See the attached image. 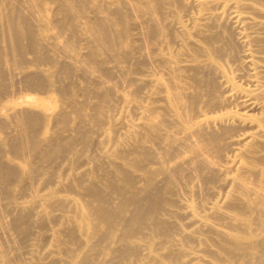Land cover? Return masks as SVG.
<instances>
[{
	"label": "rangeland",
	"instance_id": "374dc122",
	"mask_svg": "<svg viewBox=\"0 0 264 264\" xmlns=\"http://www.w3.org/2000/svg\"><path fill=\"white\" fill-rule=\"evenodd\" d=\"M40 1H41V3H40ZM82 1H83V3H81ZM120 1L124 5L120 4L121 2H119V0H99V2H98V0L97 1L96 0H92V1L91 0H74V1L73 0H61V1L60 0H51V1L50 0H35V2H36V3L34 2L35 4H32L33 0H21V1L20 0H0V50L2 49L0 52V53H2V54H0V67L2 68V71H3L2 73L6 74L4 76H0V77H4V79H5V80H2L3 78H1V80L3 81L1 84L3 85V83L6 82V83H4L5 85L2 86V88L5 92L0 90V92H1L0 93L1 94L0 95V110L3 112V113L0 112V116H2V117H0V120H1V118L3 119V122L1 124V125H3V127L0 126V145H2V148L0 146V150H2V151H0V154L3 153L2 155H0V156H2L0 158L1 159L0 164L2 166H4L5 165V164H3L4 162L5 163L9 162L10 164H12V166H16V172L18 169L17 173L19 175V177H17V174L15 172L16 175H14V177H12L14 179L10 180V182L13 181V183L12 182L10 183L8 181L7 186L9 184H11L8 187H10L11 189H14V190L12 192H10V190L8 191V189H10V188H8L6 186L7 187V189L5 190V191H7V192H5L6 195H4V192H3L4 189L6 188L3 186L4 182H0V189H2V191L0 190L1 191V194H0V223L2 226V227L0 226V230H1L0 231V245H1L0 246V264H7V263L8 264H14V263H16V264H38V263L39 264L40 263L41 264H43V263L50 264L49 261L52 260V262H54L56 260L55 262H57L58 261L57 259H61V261L59 260L57 262L58 264L59 263L64 264L61 262H66V261L68 264H71V263L75 264V261H76V264H78V261H80L81 259H83V257L86 256V254H85V253H87L86 249H88V251L91 252V253H87V254H89V256H86L88 258H91V259H89V260H91V264H93V263L98 264L99 262L101 264H119L121 262H122L121 264H146L147 263L146 260L148 259L147 256H149V258H151V256L156 257V259H154L155 257L148 259V262L149 263L154 262L153 264H156L155 260H158V259L159 260L161 259L159 262L160 264H164L165 260L167 261V263H165V264H175L178 261H179V263H177V264H204L200 260V257H202V256H204V258H206L208 260L213 259L212 261H215V263L218 260L219 261V263L217 262L218 264H222V262L224 264H226V263L232 264V262H233V264H239V263L245 264L248 262L247 261L248 259H249L248 264H259L260 262L256 263V259L251 260V258H255L254 255H255L256 251H258V249L259 250L261 249L262 252L264 253V248H262V247H264V243L262 244V242H261V245L259 244L260 243L259 241L264 242V240H263L264 239V232H261V231H264V227H262V226H264V225H262V224H264V215H263L264 214V207L262 205H257V204H259V202L258 203L254 202L256 200L252 198L253 196H251L247 193H244L241 189H239L240 188L239 186H236V184L238 185V182H240V181L242 182L244 180V182L247 184H248V182H251V183H249V185L254 186L253 188L256 189L257 187L262 186L261 183H264V180L262 179V178H264V176L262 177V175H261L262 172L264 173V170H263L264 165L262 164V161L264 162V159H261L262 157H264V147L260 148V145H262V146L264 145V137L263 136L254 137V136H257V135H254L256 128H253V127L248 125V121L251 118L259 117L260 115H262L264 113V109H263V106H264V100L263 99L264 98H262V97H264V95H262V94H264V89H263L264 88V84H263L264 83V63H263L264 62V40H263L264 39L263 38L264 37V29H262V27H264V25H262L261 28H260V25H255V24H258V22L261 21V19L263 20L262 22H264L263 18L258 17L260 15L258 12H257L258 15L255 14L257 11L255 8L256 5L259 6L257 8H261L264 10V7H260V6H264V3L262 4L258 1H255V0H244V1L243 0H230L231 2L230 1L226 2L227 0H203V1L196 0V1H198V4H197V3H194V0H181L179 3L181 5L180 6L178 4L179 0H165V1L161 0V2H160L161 6L166 7V8L163 7L165 9L164 10V9H161L162 7L160 5H159V7L158 6L156 7L155 3L152 4L151 2H154L152 0L151 1H149V0L136 1L135 0L134 1L135 3L133 2V0H126V1L120 0ZM162 1H164V2H162ZM68 2H70V5ZM77 2H79V3H77ZM129 2H131V3H129ZM143 2H145L146 4ZM174 2H176L175 5H174ZM63 3H65V4H63ZM139 3L143 4L145 9ZM167 3H169V5ZM183 3H184V5H183ZM199 3H201V4L203 3L202 4L203 6L200 5ZM204 3L206 5H204ZM227 3H229V4H227ZM18 4H20V5H18ZM27 4H29V5H27ZM136 4L138 6L139 5L140 6L138 7V6H136ZM151 4L153 6V9H152ZM170 4H171V6H170ZM189 4H190V8L188 6ZM195 4H196L195 7L197 8V10L194 7ZM250 4L251 5L256 4V5H254L255 7H253L255 9V11L253 8H251V6L250 7L248 6ZM13 5H14V7H13ZM36 5H37V7H36ZM63 5L65 6V8H67V9H65V11L63 9L64 8ZM66 5L69 7V9ZM120 5H121V7L119 9ZM126 5L127 6L129 5V6L127 7ZM131 5H134V6H131ZM197 5L199 8L197 7ZM227 5H229V6H227ZM230 5L232 8H230ZM73 6H74V8H73ZM149 6H151V7H149ZM177 6L179 8L181 7V9H177L178 8ZM246 6H248L247 9L245 8ZM34 7H36V8H34ZM39 7H42V8H39ZM29 8H32V9H29ZM33 8L35 10H33ZM70 8H72L73 10L71 9L72 10L71 11ZM79 8H81V9H79ZM139 8H140V10L143 9V11H138ZM167 8L170 9L169 11H172V12H168ZM40 9H41V11H40ZM90 9H92L93 11ZM107 9L109 11H111L112 9H113V11L117 9L116 12H118L120 10L121 12H123L122 15L126 14V11H127L128 15H126V17H125V15L122 16V15H120L121 12L119 11L120 13L118 15H120V17H122V18H121V21L119 20L120 22H117V19H120L119 16L115 15L117 13L116 12L112 13L113 11L109 12ZM146 9H147V12H146ZM175 9L177 11H175ZM251 9L255 12L254 14L251 13V12H253ZM105 10H107L109 12V15H106L107 13L104 14ZM155 10H157V11H155ZM162 10H163L164 15L162 14ZM18 11L23 12V13H19ZM27 11H29L30 14ZM31 11L34 13H32ZM144 11H145V13H144ZM149 11H153V13L149 12ZM180 11H183V12H180ZM186 11L188 13L190 12L189 18L187 16L188 13ZM247 11L250 12L251 14H249ZM37 12H40V13H37ZM95 12L96 13L100 12V13L94 14ZM157 12H159V13L157 14ZM165 12H167V13H165ZM69 13H70V15H69ZM170 13H173V14H171L173 19L171 18ZM21 14L24 16H22ZM33 14H35V15H33ZM112 14H114V16ZM131 14H132V16H131ZM183 14H185V15L182 17L185 18V20L180 17ZM27 15L30 16L31 18L27 17ZM97 15H100V16L95 17ZM104 15L106 17H108L107 19L109 20V22H108L109 26L107 25V22L105 23V21H108V20L106 18H103ZM135 15H137V16H135ZM148 15L150 17H148ZM158 15H160V17ZM36 16L37 17L39 16L40 18L39 17L36 18ZM41 16H44V17H41ZM61 16H63L64 18ZM128 16H129V18H127ZM130 16H131V18H130ZM146 16H147V18H146ZM162 16H164V17H162ZM178 16L180 18H178ZM185 16H187V17H185ZM191 16H192V18H191ZM248 16H250L251 18H254V19H252V20H251V18L245 19ZM252 16H254V17H252ZM66 17H68L70 19H68ZM114 17H116L117 19ZM197 17H199V18L201 17L202 19L197 20ZM98 18L99 19L101 18V23H103V24L105 23V27L108 30V34H110V36L113 38V42L116 43V44L114 43L115 45L113 47V48H115L113 50L114 56L108 55L106 50L102 48V44H101L102 36L101 35H99L101 38L98 36L100 40L97 39L100 42L95 40L93 37V35H94L93 30H98V28L94 27V24L96 26L97 23H100ZM143 18H144V20L145 19L146 20L143 21L142 20ZM149 18H151V19H149ZM170 18L172 20H174V19L176 20L178 18L179 20H178V22H177V20L176 21L174 20V23H173V22H170V20H171ZM242 18H243V20H242ZM62 19H64V20L62 21ZM127 19H129V20L127 21ZM193 19H195V20H193ZM212 19H213V21H212ZM102 20H105V21L103 22ZM123 20L125 21L126 24L129 23L128 26L130 25L129 26V28H131L130 31L127 30L129 28H127V29L125 28V27H127V25L125 23L122 24ZM201 21L203 23H200ZM256 21H258V22L256 23ZM26 22H28V24ZM40 22H41V26H40ZM134 22H135V24H134ZM146 22H150V25L147 24ZM154 22H156V23H154ZM24 23H26L25 24L26 26L24 25ZM45 23H46V25H45ZM58 23L60 25H62L63 27L60 26ZM90 23H91V25H90ZM139 23H141V24H139ZM159 23H161L160 25H162V27L157 25ZM170 23H171V25H170ZM64 24H66V25H64ZM85 24H86V26H85ZM163 24H164V26H163ZM196 24H198V26ZM245 24H248V26ZM27 25L30 27H28ZM121 25H122V30H121V28H119V26L121 27ZM223 25H224V27H223ZM151 26L152 27L154 26L153 27V28H155L154 31L159 32V28H162L163 32H162V29H160V32H162V33L159 32L158 34H155L157 32H153L151 30V29H153ZM82 27L84 29H82ZM90 27H92V28L90 29ZM108 27H109V29H108ZM165 27L166 28L168 27L169 29L168 28L164 29ZM185 27L187 28V31L188 30L190 31V32L188 31L190 34L188 32L186 33V31L184 29ZM227 27H229V28H227ZM37 28H39V29H37ZM113 28H114V30L112 31ZM179 28H181V29L183 28V30H181ZM74 29H76V30L74 31ZM115 29H118V30H115ZM172 29H174V30H172ZM27 30L30 33L29 35H28ZM29 30H32L34 32L29 31ZM88 31H90V32L88 33ZM119 31H120V33H117V35H116L117 37H116L114 35L116 33H114V32H119ZM121 31H122V35H121ZM192 31H193V33L195 32L194 34L196 36V37H193V39H195V40L198 39L197 41H199V43H197V41H195V40H192V35H193ZM230 31L231 32L233 31V32L231 33ZM143 32H144V34H143ZM150 32H151V34H150ZM166 32H168V33H166ZM9 33H10V35H9ZM17 33H18L19 37H18ZM86 33H88V35ZM164 33H165V35H163ZM202 33L205 35H203ZM118 34H120L121 36L120 35L118 36ZM153 34H155V35H153ZM260 34H262V35H260ZM26 35L29 37H27ZM41 36H43V37H41ZM123 36H127L128 38L124 37V39H123ZM173 36H175V37H173ZM180 36L183 39H180ZM144 37L146 38V40H145L144 44H142L143 39H145ZM159 37H161V38H159ZM216 37H217V39H216ZM173 38H175V39L177 38V39L175 40ZM211 38L214 39V41H212ZM118 39H120V40H118ZM140 39H141V41H140ZM164 39H166V40H164ZM226 39H228V40H226ZM18 40H19V42H18ZM137 40H139V41H137ZM174 40H175V42L177 40H180V41H177L175 43ZM185 40L188 42H186ZM190 40H192V42ZM207 40H208V42H207ZM32 41H35L36 43L35 42L32 43ZM193 41H195L196 43H194ZM203 41H205V43H203ZM64 44L67 46H64ZM150 44H152V45H150ZM188 44H190L192 46L196 45V48H195L196 51L195 52H197V49H198V52L202 51V53H200V54L195 53L193 51L194 47H191ZM229 44H231V45H229ZM70 45H72V46H70ZM121 45H122V47H121ZM145 45L149 50H147ZM169 45H171L172 47ZM186 45H188V46H186ZM211 45H212V47H211ZM2 46H3V48H2ZM141 46H142V48H141ZM201 46L202 47L206 46V48L203 49ZM16 47H18V49H20L22 47L21 49L23 52H21V51H19V52L21 54L22 53L24 54V55L22 54L23 57L21 56V54L18 55L19 52H17V50L15 49ZM117 47H119V48H117ZM131 47H133V49ZM154 47H155V50H154ZM188 47H190L191 49ZM151 48H153V49L151 50ZM258 48H260V49H258ZM71 49L74 52H72V53L69 52ZM187 49H190L191 51L187 50ZM200 49H202V50H200ZM214 49H216V50H214ZM217 49H218V52H217ZM219 49L222 52H219ZM64 50H66V51H64ZM89 50H91L92 52H90ZM116 50H119L120 52L118 53V51H116ZM146 50H147V52H146ZM182 50H184L183 52H185V51H187V52L184 54L182 52ZM210 50H212V51H210ZM2 51H4V52H2ZM9 51H12V52H9ZM97 51H98V54H97L98 58L94 55V53L96 54ZM188 51H190V53ZM123 52H125V53H123ZM90 53H91V55L93 54V56H94L93 59L89 58L91 56V55H89ZM117 53H118V56H117ZM191 53H192V56H195V57H193L195 60L192 58L190 59V57H192V56H189ZM15 54H16V56H15ZM143 54H144V56H143ZM196 54L198 55V58H196ZM218 54H220L221 57ZM6 55H8V56H6ZM73 55L75 56V58ZM129 55H131V56H129ZM148 55H150V57ZM256 55H257V57H256ZM13 56H15V57H13ZM77 56L79 57L80 61L78 59L76 60V58H78ZM93 56H91V57H93ZM234 56H236L238 58H236ZM17 57L20 59H18ZM111 57L113 58V60ZM187 57H188V59H187ZM207 57H208V59H207ZM210 57H212L213 60ZM146 58H148L147 61H146ZM170 58H171V60L169 61ZM175 58L176 59L178 58V60H177L178 63L176 62ZM179 58L180 59L182 58V59L180 60ZM235 58H236V60H235ZM35 59H36V61H35ZM41 59H43V61ZM89 59H91V60H89ZM196 59L199 61H197ZM205 59H206V62H205ZM100 60H102V62L96 63L97 61H100ZM111 60H112V62H111ZM114 60L117 62L119 61V62L116 63ZM189 60L194 61V62L190 61V62H192V63H190L192 66L190 64H186L189 62ZM202 60H204V62ZM113 61H114V63H113ZM181 61H184V62H181ZM211 61L216 62V63H212ZM14 62H15V64H14ZM90 62H91V64H90ZM109 62H111V63H109ZM6 63H8V64H6ZM94 63H96L97 65ZM102 63H104L105 65ZM121 63H123V64L121 65ZM161 63H163V64H161ZM179 63H181V65H179ZM218 63L220 64V66L223 65V66H221L222 68L224 67L223 70L221 68H219L220 66L216 65ZM71 64H72V66H71ZM115 64H116V66L112 67ZM183 64L186 66H184ZM208 64H209V66H208ZM210 64L213 66L211 67ZM62 65H63V67H65V69L62 67ZM79 65H81V66H79ZM84 65H86V66L83 67ZM88 65H89V67H88ZM90 65H92V66H90ZM99 65H101L102 67H105V66L106 67L104 69H102V67H101V70H99L100 68L98 69V67H97ZM93 66L97 67V68H93ZM107 67H109V68L112 67L114 70L113 69L111 70V68H110V70L109 69L107 70L106 69ZM118 67H120V68L118 69ZM122 67L125 68L126 72H124V69ZM239 67L241 68V70ZM172 68H174V69H172ZM82 69L83 70L86 69V70H84L85 72ZM249 69H251V70H249ZM67 70H69L70 72H67ZM118 70H120L121 72L123 71V72L121 73ZM133 70H134V72H132ZM76 72H77V74H76ZM245 72H247V73H245ZM0 73H1V70H0ZM85 73H86V75H85ZM96 73H99L97 75L98 80L96 78L97 76H95ZM107 73H110L112 75H110V74L107 75ZM124 73H125V75H124ZM243 73H244V75H243ZM28 74H30V75L28 76ZM115 74H116V77H115ZM170 74H173V75H170ZM223 74L226 75V77H228V78L224 79L225 76H223ZM87 75H90L91 77L87 76ZM123 75L126 77H123ZM81 76H84V77H81ZM242 76H244V77H242ZM29 77H31V79L34 80V82L32 80H30ZM36 77H38L40 79L38 80V78H36ZM111 77H113L112 80H109V79H111ZM122 77H123V80L126 79L124 81V84L119 83V82H122L121 81ZM203 77H205V78H203ZM230 77H231V79H233V81L230 79ZM86 78H88V79H86ZM106 78L107 79L109 78V79L107 80ZM208 78L210 79L209 84L207 83ZM117 79H119V80H117ZM133 79H134V81H133ZM200 79H202V80H200ZM227 79L231 80L233 83L232 82L230 83V81H228ZM40 80H42V81L39 82ZM99 80H102L103 83H99V82H101ZM115 80H117V81H115ZM128 81H129V84L128 83L125 84V82H128ZM130 81H133L134 83L130 82ZM215 81H216V83H215ZM260 81H262V83ZM111 82H113V83H111ZM166 82H167V84H166ZM29 83H31V84H29ZM145 83H147V84H145ZM206 84H208V85H206ZM211 84H213V85H211ZM233 84H234V86H239L241 88L233 87ZM259 85L260 86L263 85V86L260 87ZM110 86L112 87V89ZM128 86H130L131 88H134V89H130V87H128ZM174 86H176V87L180 86L181 90L179 88L174 87ZM217 86H218V88H217ZM63 87H66L67 89L62 90ZM106 87H109V90H110L109 93L105 92V91H107V90H105V89H107ZM137 87H139V88H137ZM182 87H184V88H182ZM207 87L208 88L214 87V89L213 88L212 89L215 92L214 91L212 92V90H210L209 94H208ZM0 88H1V86H0ZM216 88H217V90H216ZM228 88H229V90H228ZM234 88H236V89H234ZM123 89H125V90H123ZM135 89H136L135 92H137L139 95L135 92L131 93L132 90H135ZM183 89L184 90L186 89L185 92H181V91H183ZM222 89H224V90H222ZM240 89L242 91H240ZM246 89H248V92L251 91V93H246V91H245ZM177 90L178 91L180 90L179 93L181 92L180 93L181 97L176 95V94H179V93H176ZM243 90H244V92H243ZM96 91H97V93H96ZM122 91H125V92H122ZM161 91H164V92H161ZM195 91L198 95L195 93ZM223 91H225V92H223ZM252 91L256 94H253ZM258 91H260V92H258ZM2 92H4V93H2ZM91 92H93V93H91ZM120 92H122L123 95L126 94L127 98H129V97L130 98L126 99V100L121 99L122 98V97H120L121 94H118ZM172 92H174V94H171ZM186 92L192 95V97H191V95L188 94V96H190V97H187V99H193L194 98V100L188 101L186 99V96H187ZM98 93H101V94L98 95ZM127 93H129V94H127ZM170 94L172 96H170ZM183 94L186 95L185 98H184ZM194 94L196 95V97ZM210 94H211V96H210L211 98L209 97ZM94 95H95V97H94ZM97 95H98V98H97ZM168 95L170 96L171 99H174L175 98L174 96L176 95V101L174 102V100H175L174 99L172 102V100H170L169 97L167 98ZM255 95H258V96H255ZM259 95H262V96H259ZM103 96H105V97H103ZM58 97H61V98H58ZM116 97H120V98H116ZM151 97L155 98V99H152ZM162 97L166 98L167 101H164V98L161 99ZM259 97L262 99L258 100L257 98H259ZM105 98H107L108 102H103V99H104V101H106ZM178 98L179 99L184 98V101L179 100ZM195 98H197V100L199 99V101L196 102L197 104L195 103V101H197ZM185 99H186V101H185ZM169 100L172 103L167 104L166 102H169ZM177 101H180L181 103H178ZM191 101H192V104L189 103ZM209 101H213L212 103H214V104H208V103H210ZM130 102L131 103L134 102L136 104H134V103L131 104ZM91 103H93V104H91ZM165 103L167 105H165ZM176 103L178 104L177 106H175ZM186 103H187V105H190L191 107L192 106L195 107L192 109L189 106V109H192L193 112L191 110L188 111L189 109L187 108L188 107L187 105H186L187 107L182 105V104H186ZM193 103H195V104H193ZM206 103H207V105H211V106H207ZM96 104H99L100 107H97L98 105H96ZM111 104L112 105L114 104V105L112 106ZM172 104L177 108L178 111H176L175 107L173 108ZM124 105H126V107ZM132 105H134V108ZM136 105H138V106H136ZM163 105H165L166 107L164 106L165 108H163ZM145 106H146V108H145ZM148 106H149V108H151V106L156 107V108H160V110L159 109L156 110V108L154 109L153 107H152V109H149ZM169 106L172 107L171 109H175L172 111V114L170 113L171 112L170 108H169L170 110H166ZM183 106L185 107V109L181 108ZM203 106H205V108H203ZM20 107L22 109H20ZM77 107H80V108H77ZM137 107H139V108H137ZM8 108H9V110H8ZM97 108H98V110H97ZM125 108H127V109H125ZM162 108H163V110H162ZM179 108H181V109H179ZM186 108H187V111L185 112L184 110H186ZM89 109L91 111H89ZM210 109H212V110H210ZM17 110H19L18 111L19 113L17 112ZM20 110L23 112V114L20 113L21 112ZM76 110H78V111H76ZM145 110L147 113L145 112ZM158 110L160 112H158ZM80 111L83 113L80 114ZM168 111L170 114L168 113ZM174 111L177 112V114L182 113V114H180L181 117H179L180 115L179 116L176 115V113ZM194 111L197 113L196 115H198V116L194 115L195 114ZM24 112H25V114H24ZM78 112H79V116H78ZM92 112L93 113L95 112V115ZM111 112H112V114H111ZM178 112H180V113H178ZM190 112H192L193 114ZM26 113H28V116L30 113H31L30 114L31 116L33 113H36L35 115H38L37 117H35V118H37L36 120H38V121L42 120L40 122L36 121V123L38 122V124H36V125H38L39 127L36 126V127H34V130H33V126H35V124H33V126L31 127V125H29L30 123L28 124V122L24 121V119L27 117V116H25ZM159 113H160V115H158ZM186 113H188V114L190 113L187 116H189L188 122H190L191 124H188V122H186V120L188 118L187 116H185ZM228 113H230V114L228 115ZM86 114H88V116ZM152 114H154V115H152ZM221 114H223V115H221ZM231 114L233 116H231ZM63 115H64V117H63ZM169 115H172L173 117L169 116ZM175 115L178 117V120L181 119V122L176 120L177 117ZM201 115H204V116H201ZM100 116H102V117H100ZM146 116H147V119H148V116H150V117L155 116L156 117L155 119L157 121L159 120L158 121L159 124L160 123H162V124H160V126L158 124V126L156 125V127H151L150 124L148 125V120L145 119ZM182 116L184 117L183 119H182ZM199 116H201V117H199ZM238 116L242 117V119H241L242 121L237 120ZM20 117L23 118L22 121H21ZM39 117L41 119H39ZM93 117H94V119L97 118L99 121H97V119L95 121H92V120H94ZM98 117L102 118V119H99ZM185 117H187L186 120H185ZM14 118H16V119H14ZM18 118H20L19 122H18ZM62 118H64V119H62ZM68 118H70V119H68ZM169 118H171V122H170ZM195 118H200L201 119L200 121H202L203 123L200 121L198 122L197 120H195ZM24 122H26L27 124ZM98 122H101V123H98ZM123 122L125 123V125ZM164 122L166 123V125L162 126L163 124H165ZM174 122H176L177 124L176 123L174 124ZM178 122L181 123V125H183V126H181ZM23 123L26 124L27 126L29 125L28 128ZM193 123H195V124H193ZM197 123H199V125H196ZM200 123L203 126H201ZM204 123H205V125L206 124L207 125L205 126ZM217 123H218V125H217ZM188 125H190V127ZM166 126L167 127L169 126V128H167L168 131L176 129V126H177V128L182 127V129H184V131L181 132L183 134H180V136H188L189 135V137H188L189 140H185L184 145H181L178 143L177 140L168 139V137L166 136V132H168V131L164 130L166 128ZM210 126L212 128H210ZM228 126H230V127H228ZM23 127L24 128L26 127V129H28L29 134L26 133L27 132L26 129H25L26 132L20 130V129L24 130ZM121 127H125V128H121ZM139 127H140V129H139ZM146 127L149 128L148 130L150 132L147 130ZM186 127H188V128H186ZM192 127L196 128L197 130L196 129H194V130H196L198 132L195 133ZM31 128H32L33 133L29 132V130H31ZM116 128H118V129H116ZM150 128H153L154 130L156 129L155 130L156 133L152 134L151 131L154 132V130L153 129L151 130ZM200 128H202V129L199 130ZM204 128L206 130H204ZM134 129L135 130L138 129V130L135 132ZM182 129H179V130L181 131ZM176 130H178V129H176ZM91 131H95V132H91ZM190 131L192 132V134H190L191 133ZM200 131H204L206 133L200 132ZM208 131L210 132L211 135H208V133H207ZM74 132L78 136L74 135L75 134ZM87 133H88V135H87ZM157 133L158 134L161 133V134H159L160 141L158 140L159 138L155 137V136H158ZM199 133L201 134V137H196V136L193 137L194 135H199ZM202 133L205 134L203 137H205L206 135L208 137L211 136L209 144H210V142L211 143H217V144H214L216 146L212 147L211 150L214 151V148L217 147L216 151H218V152H216V153L214 152L215 154L213 152L209 153V150H210L209 147L214 146V145L211 144L209 147H207V144H206L207 142L205 144H203L202 143L203 140L201 139ZM48 135H49V137H48ZM3 136H4V138H3ZM19 136H22L23 138L25 136V138L23 139ZM70 136L71 137H75V136L78 137L76 139L79 141H76V139L74 140L73 138L72 139L68 138ZM87 136H89L90 138H87ZM161 136H163V137L161 138ZM249 136H251V138H249ZM51 137L55 140H57L56 137H59L61 141L59 139L57 141H54ZM63 137H64V139H63ZM19 138H21L23 140L21 142H23V146L25 144L24 148L22 145H21V147L18 146L17 143L20 142ZM66 138H68L67 139L68 141H65ZM84 138H85V140H84ZM193 138L196 141H197L196 138H200L202 140V142H200L199 144L201 145V143H202L203 145H205V150L208 149L207 150L208 154H210V156L214 160L213 161L214 164L218 165V166L210 167L209 165L206 164V166H207L206 167L203 164H201V162L204 163L202 160L198 159L196 161V158L193 159L194 157L191 156L192 152H190L191 146H189L190 144H192L191 142L195 141ZM50 139H52L54 141V145ZM134 139H135V142H134ZM162 139H163V141H162ZM167 139L169 141H171V142H169V144L167 142L168 141ZM214 139H218L219 141L214 140ZM12 140L15 143L14 142L9 143V141H12ZM254 140H256V142ZM25 141H29V142H25ZM72 141H76L77 143L74 142L75 143L74 144ZM187 141H191V142H187ZM199 141H197V142H199ZM55 142H57V143L55 144ZM61 142L65 146H67V148L68 147L70 148L68 150L66 147H64L63 151L66 152V154H64V155H63L64 152L63 153H56L55 152V146L58 143L60 144ZM80 142H81V144H79ZM30 143L32 146L31 148L29 146ZM177 143H178V145H176ZM182 143H183V141H182ZM187 143L189 144L188 147L186 146ZM9 144H14L18 148H21V149H18V150H21V153H19L20 151H18V152L16 151V153H18V155H15V152L13 151L11 145H9ZM14 145H12V146H14ZM39 145H40V147H39ZM226 145L228 146L227 149L224 148V147H226ZM25 147H27L28 149ZM185 147H187L188 149ZM218 147H220V149H225V150H222V152L223 151H225V152L222 153L221 150L218 149ZM33 148H36V149H33ZM41 149L43 150V152ZM45 149L47 150L46 156H48V154H50L53 159H56L55 161L51 160V157L49 155L48 157H50V159L48 160V162H49V164H48L47 160L45 159L47 157L44 156L46 153ZM86 149H87V151H86ZM148 149H149V151H148ZM151 149L155 150V151L152 152ZM243 149L248 150V152H251V154H252L250 156V158H248L247 160H244V158H242V157H245V153L247 154L246 156H249L250 153H248L247 151H244ZM251 149H253V150H251ZM144 150L146 152L150 153L151 155L147 156L148 153H146ZM150 150L152 153L150 152ZM235 150H236V152H235ZM255 150H258L260 152L255 151ZM39 151H40V153H39ZM140 151H142V152H140ZM240 151H242V152H240ZM23 152H24V154L26 153V156L22 154ZM68 152H69V154H68ZM219 152H221V153H219ZM142 153H144L147 157H145L143 159V157L145 155L142 156ZM153 153H157V154H153ZM217 153H218V155H216ZM239 153L240 154L242 153V154L240 155ZM20 154H22V155H20ZM55 154L58 156L57 158H56ZM221 154H222V156H225V157L220 156ZM259 154L261 156L262 155L263 156L261 157ZM119 155H120V157H119ZM61 156H63V157H61ZM139 156H142V157L140 159H138ZM162 156L164 158L161 159ZM256 156L260 157V159L262 161H259V162H261V163H258V160H260L258 157H257L258 160H254V159H256V158H254ZM38 157H40V158H38ZM59 157H61V159ZM134 158H137V160ZM147 158L149 160H146ZM159 158L161 159V161H163V163H165V165H163L160 161H158ZM239 158H242L243 161H240ZM252 158H254V159L252 160ZM41 159L43 160L42 164L43 165L45 164V166L48 168L45 169V167L43 165H42L43 168H41V166L38 165V163H41V162H37V160L40 161ZM126 159H128V160H126ZM250 159L255 163H252V161ZM115 160L116 161L120 160V162H123V163L117 162V164H115L116 163ZM131 160H134V161H131ZM138 160L141 161V163H142V165L140 163L141 166L139 165ZM194 160L196 162H194ZM109 161H111V162H109ZM198 161H200V162H198ZM216 161H218V162H216ZM239 161L241 162V164L238 163ZM22 162H24V163H22ZM129 162L130 163L135 162V163L130 165ZM157 162H160L161 164L160 163L158 164ZM248 162H251L250 165L246 164ZM51 163H53V164H51ZM136 163L138 164L139 168L142 167L143 165L144 166L146 165V166L144 168L142 167L143 169L142 168L138 169V167L136 165H134ZM143 163H145V164H143ZM256 163L261 164L263 166H261V165L256 166V165H258ZM10 164H8V166L5 165V167L6 166L9 167ZM120 164H123V165H120ZM116 165H117V167H116ZM160 165H161V167H160ZM166 165H168V167ZM198 165L203 166V168L199 167ZM36 166H39L40 170H43V171H40L39 168L37 167L39 171H36V172L44 173V171H45L44 175L40 174L44 177V179L41 176H40L41 178L37 176L34 179L35 173L32 174V172H29L32 174V176L30 177V175H31L30 174L29 175L30 178H28V175H27V174H29L28 171H30L33 168V172H35L34 169L36 168ZM120 166H122V168L127 170V171L124 170V172L126 171L125 174H133V175H128L130 177L129 182H128V179H127V181H125L126 178H129V177H127V175L124 177V173H123V171H121L123 169L120 170ZM134 166L137 167L136 168L137 170H135ZM189 166H192V167L189 168ZM219 166H221V167H219ZM248 166L250 168H248ZM10 167H11V165H10ZM162 167H163V172L159 171L162 169ZM255 167H257L259 171ZM64 169H65V172H64ZM146 169H148L149 171ZM157 169H159V170L157 171ZM197 169H198V172H197ZM83 170H85V171L83 172ZM150 170L151 171L153 170L152 173ZM155 170H156V172H155ZM188 170L191 172H189ZM238 170H240V171H238ZM241 170H244V171L242 172ZM111 171H113V172L111 173ZM146 171H148V172H146ZM255 171H258L259 174L255 175V174H257V173H255ZM51 172H52V174H51ZM85 172H86V174H85ZM165 172H167L168 174H166ZM237 172L238 173L240 172V173L238 174ZM25 173L27 176H25ZM63 173H65V174H63ZM145 173H148L150 175L144 177L145 175H147ZM176 173L179 176H177ZM252 173H253V177H251ZM36 174H38V173H36ZM137 174L140 176H138ZM171 174L174 175L176 178L175 184H173L176 186V188H175V186L170 185L171 183L168 182V180H170L169 176H172ZM220 174H222V175H220ZM234 174H238V175H234ZM107 175H108V177H107ZM167 175H169V176H167ZM194 175H195V177H194ZM45 176H47V177H45ZM149 176H152L151 182H149L150 181L149 178H151ZM204 176L208 177V178H206V180H204L205 179ZM209 176H210V178H209ZM234 176L236 177V179H233ZM238 176H241V178H239ZM106 177H107V179H106ZM133 177H134V179H132ZM147 177H149V178H147ZM37 178H38V180H37ZM62 178H64V179H62ZM68 178L69 179L71 178V179L69 180ZM137 178H140V179H137ZM167 178H168V180H166V181L168 183H165V179H167ZM214 178H215V180H213ZM238 178L240 179L239 181H238ZM258 178H260V179H258ZM22 179H23V181H22ZM221 179H223V180H221ZM14 180H16V181H14ZM43 180H44V182H43ZM45 180H47V181H45ZM65 180H68V181H65ZM69 181L70 182L74 181L77 183L80 182L79 187L77 186L78 184H76V183H74V186L71 188L66 187V185L68 184ZM110 181H112V182H110ZM27 182L29 183L30 186L35 184L34 185L35 191L32 189L33 187H31V188L27 187L26 188V189L29 188L26 191L29 194L26 192H23L24 190L22 191L24 186H26V185L29 186L27 184ZM30 183H32V184H30ZM65 183H67V184H65ZM132 183H133V185H132ZM153 183H155V184H153ZM163 183H165L166 185L168 184V185L166 186ZM23 184H25V185L23 186ZM81 184L83 187L84 186H86V188L89 187V190L94 189L93 191H90L93 194H91V193L89 194L88 193L89 191L88 192L86 191L88 188L86 189L84 187L83 189H81V187H82V186H80ZM230 184H232L233 187L235 186L236 188L235 187L233 188ZM4 185H6V183ZM72 185L73 184H71V186ZM75 185L77 186V188ZM87 185H89V186H87ZM162 185L163 186L165 185V188H163ZM224 185H226V186H224ZM1 186H2V188H1ZM68 186H70V184H68ZM90 186L93 189H90ZM94 186L96 187V189H98L99 192L101 191V193H99L95 189ZM111 186H113V187H111ZM155 186H157V187H155ZM158 186L159 187L161 186L160 192H165V193H160V194L167 195V196L163 195L162 197H165L166 199L169 197L168 198L169 201L166 200V203L164 204V206L166 207L167 210L163 209V211L159 212V214H158V219L161 218L160 220H163V218H165L163 220V222H166V221L169 222V223H167V222L165 223V225L167 226V227L165 226V228H166L165 231H167L168 234L163 233L164 232L163 230L165 228L161 230V227H159L160 231H162L161 234H163V236L158 234L160 231L156 227L157 225H155V223L152 220L150 222V219L147 220V222L145 220V223L150 222V224L148 223L147 227H145L146 229L142 228L143 230L141 229V227L145 226L146 225L145 223L143 224V226L141 225L140 228L139 227L136 228L135 224L132 225L130 223V220L128 219L129 215L130 216L132 215V213H130L131 210H133L134 208L136 209V207L138 205H140L144 202V201H140V200L148 197L147 193H150L149 191H151L152 187H153V189L159 191V189H157ZM168 186L169 187L171 186V188H168ZM3 187H4V189H3ZM143 187H145V188H143ZM178 187H179V189H177ZM263 187H264V185H263ZM35 188H37V189H35ZM72 188H74V189L76 188L77 191L83 190V191H80L81 193H79L81 196V199H80V197L77 196L78 192H76L77 194L74 193L76 190L74 192L71 191V190H74ZM260 188L262 190L264 189L262 187H260ZM148 189H150V190H148ZM165 189H167V190H165ZM29 190H31V191L33 190L35 193L39 192V194L33 195L34 192L32 191L33 192V194H32L31 191L29 192ZM48 190H49V192H47L46 194L49 193L50 196L47 195L46 197H44V194H41V193H45ZM51 190L53 191L54 194L51 193L52 192ZM64 190H66V191H64ZM95 190H96V192H98L99 198L96 197L97 193L94 192ZM155 190H152L151 194H153V191H155ZM169 190H170V192L168 193ZM187 190H189L190 192ZM258 190H260V189H258ZM111 191H113V192H111ZM214 191H216V192H214ZM234 191H236V192H234ZM13 192H16V194L15 193L13 194ZM85 192H87L89 195H92V197H94V198L88 196V194H86ZM186 192H189V193H186ZM94 193H95V195H94ZM231 194L232 195L234 194V196H236V197L239 196V197H237L236 198L237 200H235V198H233L231 196ZM7 195H10V199L8 198L9 196H7ZM39 195H41V196L38 197ZM82 195H84V196L82 197ZM122 195H124V196H122ZM144 195H145V197L143 198ZM242 195H244V196H242ZM3 196H5V197H3ZM31 196H37V199H34V197L30 198ZM70 196H73L74 199L72 200V198ZM6 197L8 200L6 199ZM68 197L71 199H67V201L63 200L64 198L66 199ZM126 197L127 198L129 197L127 202H129L131 200L130 203H132V204H129L126 201H125V203L121 202V201H124V199H122V198L127 199ZM140 197H142V198H140ZM38 198L40 201H43L47 204L49 201H52L51 202L52 205L55 203L56 205H61V206H58V207L57 206H51V204H50L49 205L50 210H48V206H47V204H45L46 207L45 208L42 207L41 211H43L45 209V212L47 213L46 216L48 215L47 216L48 218L45 216L43 217L42 215H40V212H41L40 207L44 206V205L40 204L43 202H38L39 201ZM57 198H59V199H57ZM75 198H76V200L77 199H79V200L74 201ZM100 198H105V199L108 198V199L104 200V199H100ZM170 198H172V199H170ZM240 198L243 200H241ZM47 199H50V200L47 201ZM54 199L56 201H54ZM96 199H98L99 203L104 204V206L102 205V207H104L106 210H104V208H100V209L104 210V212L105 211L107 212V210L109 209L111 211L108 210V212L115 215L114 216V222H113L114 224H116L115 222L120 221L116 225L112 226L113 229H111V230L112 231L114 230L113 231L114 233L110 231L111 236L113 235L112 237L108 238V236L110 235V232H108L106 234L104 233V235H106V236H105V238L103 237L104 236L103 232L107 231L106 230L107 227L105 224H103V223H106V222L102 221V219H104V218L99 215L100 211H94L97 209H94L93 207H96V205H98L97 208H99V206L101 205V204H98V201ZM120 199H122V200H120ZM68 200H70L69 202H71V201L72 202L74 201V202L72 204L71 203L68 204ZM100 200H102V202H100ZM226 200H229V201L225 202ZM58 201H61V202H58ZM63 201L67 205L62 203ZM103 201H106V202H103ZM170 201H172V202H170ZM235 201L240 203V204L238 203L239 208L237 205H235ZM241 201H244V202H242V206H241ZM250 201H252V203ZM228 202H232L233 206L231 205V203H229L230 204L229 205ZM37 203H39L41 206L39 207V204H37ZM74 203H76V204H74ZM107 203H109V204H107ZM118 204L121 205L118 207V209H119L118 212H120V213H116V211H117L116 209H117ZM169 204H170V206H169ZM182 204H184V205L182 206ZM189 204H191V205H189ZM69 205H71V206H69ZM115 205H117V206H115ZM132 205H134V206L132 207ZM188 205H189V207L191 206L190 208H192L193 206L194 207L192 209L188 208V210H186ZM72 206H73V208L77 207V206H80V207L76 208V209L74 208V210L72 211V210H70V209H72L71 208ZM105 206L110 207V208H106ZM224 206H226V207H224ZM54 207H56L58 209H56ZM120 207H122V210ZM183 207H184V209H182ZM253 207H256V208H253ZM27 208H29V209H27ZM30 208L33 210H31ZM81 208L84 211L89 210V212H86L84 214L86 219H85V217H79V216H83V212H84ZM92 208H93V210H92ZM18 209H19V211H18ZM24 209L25 210L27 209V211L29 210L28 211L29 213L25 212ZM46 209L48 211H46ZM77 209L78 210L80 209V212L77 211ZM242 209H243V212L240 211ZM244 209L247 211H244ZM254 209H256V210H254ZM20 210L27 213V214H25V213L24 214L26 215L25 217L29 221H26V219H24L25 217H22V219H24V220H22L24 222H22V221H20L21 220L20 218L15 217L17 215V213H18V216H20L19 213L20 214L23 213ZM68 210H70V211H68ZM164 210L168 214L164 213ZM193 210L197 213H195ZM214 210H216V212ZM251 210H253V211H251ZM49 211H51V212H49ZM170 211H172V212H170ZM73 212H74V214H73ZM96 212H97V214H95ZM132 212H134V211H132ZM76 213H79V214H76ZM176 213L179 215H177ZM187 213H189L190 215H188ZM222 213H224V214H222ZM228 213H230V214H228ZM118 214L120 215L118 217L120 219H117V217H116V216H118ZM175 214L177 217L175 216ZM70 215H72V217H75L76 215H79V216H76L75 218L72 219V217L71 218L69 217ZM96 215L100 216V218L97 217ZM181 215H182V217H181ZM186 215H187V218L185 217ZM199 215L201 216V218L199 217ZM218 215H220L221 217ZM228 215H230V216H228ZM234 215L237 217H240V218L234 217ZM21 216H24V215L21 214ZM91 216H93V218L96 217L97 222L102 218L101 221L103 223L101 221H99V222H101L99 224L96 223L95 222L96 220L93 221ZM123 216H125V217H123ZM13 217L16 218V220ZM89 217L92 219V224L94 222V224L96 223L94 226L97 228L99 227L97 230L100 229V231H103V232L93 231L96 229H95V227H94V229L91 228L93 225L91 224V222H90L91 219ZM121 217H123V219H121ZM250 217H251V219H250ZM259 217H260V219H259ZM43 218H45L43 220L44 222L41 221ZM80 218H83V219L80 220ZM124 218H126V219L124 220ZM235 218H237V219L234 220ZM245 218H247V219H245ZM74 219H77V220L79 219V220H78V222H76L77 220L74 221ZM49 220H51V221L49 222ZM246 220H249V221H246ZM13 221H15V222H13ZM25 221L27 222V224H29V228L26 227L24 230H26V232H29V233L26 234L25 231H23L20 228H18L19 230L14 229L16 226L15 225L13 226L12 223L13 224L17 223V225L20 224L21 226L23 225L21 227V228H23L26 224ZM55 221H57V222H55ZM124 221L128 222V224H126V222H124ZM193 221H194V223H192ZM234 221H236V222H234ZM257 221H259V222L256 223ZM261 221H262V223H261ZM2 222H5V223H2ZM72 222H76L77 224H75V223L72 224ZM83 222L84 223L88 222V223L84 224ZM244 222L248 223L249 225L247 226V224ZM251 222L258 224V225L260 223L259 227H256L257 229L260 228V229H258L259 232L257 229L253 228V227L258 226V225L251 224ZM23 223H25V224H23ZM62 223H64V224H62ZM220 223L224 224V225H221ZM78 224L80 226H81V224H84L81 227V229L83 228L81 233L84 231L85 228L87 229V231L85 229V232H84L85 234L83 233V235H81V236H80V234H81L80 231H78L80 229V226ZM169 224L172 225L173 227L170 226ZM250 224L252 226H250ZM51 225H52V228H51ZM74 225L75 226L78 225L77 226L78 228L76 227L77 231H75V230L72 231L73 230V228H72L70 230V233H71V231L74 233L70 234L68 231H69L70 227H74ZM122 225L123 226L125 225V227H126L125 229H127V231L129 229L130 230L132 229V231L137 232V234L140 232L139 230H141L142 231L141 234H143V235H141L139 233L140 235L136 234V236H137L136 237L135 235H133L134 233L133 234L130 233L132 231L126 232L125 229L123 231H121L124 228V227L121 228ZM126 225H128V226H126ZM152 225L155 228H153ZM237 225L239 227H237ZM5 226H8V227L5 228ZM63 226H66V228H64ZM117 226H118L119 230L117 229ZM208 226H211V227H208ZM60 227H62V229ZM67 227L69 229H67ZM114 227H116V228H114ZM134 227L137 229V231H135L136 229H134ZM212 227L215 230L211 229ZM221 227L223 229L229 228L230 230H228V231L226 229H224V230L226 232L231 231V233L229 232L228 234L230 236L233 235L234 237L231 236L230 238L226 237V239H224L225 237H223L222 235L219 234L218 231H216L217 229L223 230ZM231 227H234L237 229H234V228L232 229ZM251 227L253 229H251ZM205 228H207V229H205ZM52 229L54 231L56 229L59 232L55 231L53 234ZM74 229H75V227H74ZM104 229H105V231H104ZM167 229H169V231ZM208 229H210V231H208ZM239 229H241L242 231H240ZM20 230H22V231H20ZM244 230H247L248 232L246 231V233H245ZM254 230L256 232H254ZM243 231H244V233H243ZM20 232H24V235H21L23 233H20ZM60 232H62V233H60ZM67 232L70 234V235H68V237H71L72 235H73L72 237H74V235H76L75 233L78 232L81 239H82V237L85 239H88L87 241L85 239L80 240V241L85 240L84 242H87V243L83 242L82 244H86L88 247L86 245H83L84 247L83 246L76 247L77 243H81L79 241L80 238L77 236L78 234L76 236L79 239L78 238L76 239L75 237L74 238L71 237L70 238L71 240L69 239L70 242H68L67 235H64ZM93 232L94 233L97 232V234L94 235ZM123 232L124 233L126 232L127 236H129L128 233H130L131 235H133L134 238L132 236H129L132 238H129L127 236L126 237L122 236V235H125V234H123ZM156 232H158V233H156ZM169 232H171V233H169ZM234 232H235V234H234ZM101 233L103 235L102 237H101ZM240 233H243V234L241 235ZM250 233H252L253 235H251ZM56 234H58V235H56ZM116 234H120V236L124 237L125 240H123L121 237H118L119 235H116ZM165 234H166V236H165ZM245 234L250 235L249 237L252 236L251 238H249L250 240L248 239V237L246 238V236H248V235H245ZM256 234H258V235H256ZM260 234H262L263 236ZM53 235L59 236L61 238L60 239L61 241H59V239H57L59 242L55 240V242L57 244H54L55 242H54V240H52ZM92 235L94 238H92ZM218 235H220V236H218ZM55 236H54V238H55ZM62 236H64V237H62ZM97 236L100 238H98ZM240 236H242V237L240 238ZM254 236H256V238H254ZM59 237H57V238H59ZM182 237H184V238H182ZM218 237H221L219 239L220 240L222 239V241L226 240L229 242L233 241V239H235V237L239 238L240 240L237 239V240L233 241L234 243H231V244L229 242H226V241L224 243H222L220 240H218ZM4 238L6 239V241ZM65 238H66V240H65ZM101 238H103V239H101ZM116 238H117V240H115ZM73 239H76L79 242L76 240H73ZM95 239H97L96 240L97 244H96V242H94L95 244H91L93 241H95ZM99 239L101 242L99 241ZM104 239L107 241H105ZM110 239H112L113 242L110 241ZM126 239L129 241V243H127L128 241ZM183 239H186V240L183 241ZM188 239H190L191 241L190 240L188 241ZM211 239H214L215 241L213 240V243H212ZM229 239H231V241ZM253 239H255L254 240L255 242H253ZM119 240H123L122 242L126 243L125 246H127L128 244L129 245L133 244L132 246H130L128 248H130L134 251H137V253L141 252V254H137V253L133 254L134 251L130 250L131 255H129L126 258L120 257L119 254H117V251H118L117 249H120L119 247H121L123 245V243L122 244L120 243L121 246H117V244L119 243L118 242ZM209 240H211V242ZM256 240H258L257 241L259 244L258 246L256 245ZM74 241H76L77 243H75ZM88 241H90V242H88ZM115 241L117 243H115ZM124 241H127V242H124ZM161 241H164V242H161ZM239 241H241V242H239ZM177 242L179 244H177ZM202 242H204V243H202ZM242 242H245V243L242 245L241 244ZM248 242H253L252 243L253 245L251 243H249V244L251 246H253L254 248L251 247L252 248L251 249L250 246L247 245ZM68 243H70V244H68ZM89 243H90V245H88ZM99 243L102 244V245L100 244L101 247H98V246H100ZM218 243L222 244V246H220ZM225 243H227V244H225ZM235 243L238 244L237 245L238 247H239V245H242L238 248L239 252L236 251L237 248L235 246L234 252H233V255H235V256L232 257L233 256L232 255L231 257L228 258V260L225 259L226 256L225 255L222 256V254H223L222 248L229 246V245L231 246L232 244L235 245ZM58 244L61 247L58 248V247L54 246V245H58ZM104 244H107V245L104 246ZM120 244H118V245H120ZM135 244H137V247H135ZM154 244H156L157 246ZM204 244H206V245H204ZM92 245H95L98 248L94 249L93 247H91ZM244 245H245V247H244ZM68 246L70 248H68ZM149 246H151L152 248L154 246H156V247H154V249H152ZM89 247H91V249H92L91 251H90ZM131 247H133L134 249ZM144 247H146V248H144ZM213 247H215V249L218 250L219 253H214L216 251H214L215 249H213ZM241 247L245 248V249L243 250ZM246 247L250 248L249 250H253V251L256 249L257 250L255 251V253L253 251L249 252L248 248H246ZM74 248H75V251H73ZM78 248H79V251H77ZM115 248H117V249H115ZM135 248L136 249L139 248V249L136 250ZM169 248H170L171 252L169 251ZM205 248H207V249H205ZM61 249H63V250H61ZM68 249H70V250H68ZM145 249H147V250H145ZM150 249H152V251L155 250L157 253L156 254L149 253V251L152 252ZM171 249H173V250H171ZM204 249H205V251H204ZM212 249H213V251H211ZM241 249L243 252L241 251ZM65 250H66V252H65ZM81 250H85V251L83 252ZM96 250L98 251L97 253H96ZM166 250H168V251H166ZM174 250H176L175 252H178L179 254L178 253H172V251H174ZM180 250H181V252H180ZM207 250L211 251L212 253L208 251L209 253H211V254H209L207 252ZM165 251L169 252V254L167 253L168 255H166L167 257L164 256L166 259H164L162 256L163 254L166 253ZM240 251H241V253H240ZM71 252L74 255L70 256ZM79 252H81V254L77 255V253L79 254ZM258 252H260V251H258ZM93 253H94V255H93ZM182 253H184V255H182ZM237 253H240V255ZM4 254H6V255H4ZM82 254H85V255H82ZM96 254H99V255L96 256ZM143 254H146L147 256L143 255ZM160 254H162L161 255L162 257L160 256ZM175 254L179 255L178 256L179 259H177V255H175ZM194 254H195V256H194ZM212 254H217V255L215 256ZM133 255H136L135 256L136 258ZM196 255H198V256H196ZM205 255H207V256H205ZM244 255H245V257H242ZM246 255H250V256H246ZM69 256H70V258H69ZM113 256L119 257L120 260L117 257L113 258ZM131 256H133L134 258H132ZM170 256H175V257H171L169 260H167L168 257H170ZM218 256H222V257H218ZM76 257H77V259H80V258L81 259L77 261ZM53 258H57V259L53 260ZM131 258L134 261H132ZM172 258H174V259H172ZM4 259L5 260L8 259V260L4 261ZM74 259H76V260H74ZM125 259L128 260L127 263H123V262L127 261V260L125 261ZM220 259H222V260H220ZM92 260H94V261H92ZM104 260H106V261H104ZM121 260H124V261H121ZM129 260H131V261H129ZM230 260H232V262H230ZM95 261H97V262L99 261V262L96 263ZM115 261H117V262H115ZM240 261H242V262H240ZM156 262H157V264H159L158 261H156ZM149 263H147V264H149Z\"/></svg>",
	"mask_w": 264,
	"mask_h": 264
},
{
	"label": "bare ground",
	"instance_id": "6f19581e",
	"mask_svg": "<svg viewBox=\"0 0 264 264\" xmlns=\"http://www.w3.org/2000/svg\"><path fill=\"white\" fill-rule=\"evenodd\" d=\"M20 1H21V0H20ZM50 1H51V0H50ZM60 1H61V0H60ZM73 1H74V0H73ZM91 1H92V0H91ZM96 1H97V0H96ZM124 1H126V0H124ZM134 1H135V0H133V2H134ZM136 1H139V0H136ZM149 1H151V0H149ZM152 1H154V2H151V3H152V4L155 3L156 7H157V6L159 7V5L161 6V4H160L161 0H152ZM164 1H165V0H164ZM164 1H162V2H164ZM180 1H181V0H179L178 4L180 3ZM198 1H199V0H198ZM198 1L194 0V3H197V4H198ZM201 1H203V0H201ZM201 1H200V2H201ZM228 1H230V0H227L226 2H228ZM243 1H244V0H243ZM255 1H258V2H260V3H262V4L264 3V0H255ZM262 1H263V2H262ZM30 2H31V1H30ZM34 2H35V0H33L32 4H35V3H36V2H35V3H34ZM75 2H76V1H75ZM98 2H99V0H98ZM119 2H121V1L119 0ZM147 2H148V1H147ZM166 2H167V1H166ZM182 2H183V1H182ZM230 2H231V1H230ZM40 3H41V1H40ZM65 3H66V2H65ZM65 3H63V4H65ZM68 3H69V5H70V2H68ZM77 3H79V2H77ZM77 3H76V4H77ZM81 3H83V1H82ZM94 3H95V2H94ZM96 3H97V2H96ZM129 3H131V2H129ZM134 3H135V2H134ZM141 3H142V2H141ZM143 3H145V2H143ZM169 3H170V2H169ZM169 3H167V4L169 5ZM189 3H190V2H189ZM207 3H208V2H207ZM221 3H222V2H221ZM224 3H225V2H224ZM240 3H241V2H240ZM24 4H25V3H24ZM61 4H62V3H61ZM74 4H75V3H74ZM97 4H98V3H97ZM99 4H100V3H99ZM120 4L124 5L122 2H121ZM139 4H140V3H139ZM145 4H146V3H145ZM147 4H148V3H147ZM152 4H151V6H152ZM162 4H163V3H162ZM175 4H176V2H174V5H175ZM187 4H188V3H187ZM190 4H191V3H190ZM190 4L188 5L189 8H190ZM199 4L202 5L203 3H202V4L199 3ZM225 4H226V3H225ZM227 4H229V3H227ZM248 4H249V3H248ZM252 4H253V3H252ZM18 5H20V4H18ZM27 5H29V4H27ZM100 5H101V4H100ZM100 5H99V6H100ZM140 5L143 6V4H140ZM140 5H139V6H140ZM155 5H154V6H155ZM163 5H164V4H163ZM179 5H180V4H179ZM183 5H184V3H183ZM191 5H192V4H191ZM204 5H206V4L204 3ZM220 5H221V4H220ZM231 5H232V4H231ZM231 5H230V8H232ZM237 5H238V4H237ZM254 5H256V4H254ZM254 5H251V4H250V5H248V6H249V7L251 6V8H253V7H255ZM2 6H3V5H2ZM40 6H41V5H40ZM58 6H59V5H58ZM66 6H67V5H66ZM71 6H72V5H71ZM126 6H127V5H126ZM126 6H125V7H126ZM128 6H129V5H128ZM128 6H127V7H128ZM131 6H134V5H131ZM136 6H138V5L136 4ZM139 6H138V7H139ZM145 6H146V5H145ZM151 6H149V7H151ZM170 6H171V4H170ZM180 6H181V5H180ZM186 6H187V5H186ZM195 6H196V4L194 5V7H195ZM202 6H203V5H202ZM227 6H229V5H227ZM244 6H245V5H244ZM248 6H246L245 8L247 9ZM13 7H14V5H13ZM36 7H37V5H36ZM36 7H34V8H36ZM63 7H64V8H63ZM63 7H62V8H63L64 11H65V9H67V8H65L64 5H63ZM67 7H68V6H67ZM116 7H117V6H116ZM116 7H115V8H116ZM120 7H121V5L119 6V9H120ZM143 7H144V6H143ZM143 7H142V8H143ZM147 7H148V6H147ZM161 7H162L161 9H164L163 7H165V6H161ZM172 7H173V6H172ZM174 7H175V6H174ZM177 7H178V6H177ZM197 7H198V5H197ZM209 7H210V6H209ZM257 7H259V6L256 5V7H255L256 10H257L256 13L254 12V11H255L254 8H253L254 11L251 9V10L253 11V12H251V13H253V14H254V13L257 14V12H258V13L260 14L258 17L264 19V10L261 9V8H257ZM260 7H264V6H260ZM34 8H33V10H35ZM39 8H42V7H39ZM73 8H74V6H73ZM84 8H85V7H84ZM87 8H88V7H87ZM87 8H86V9H87ZM115 8H114V9H115ZM129 8H130V7H129ZM132 8H133V7H132ZM165 8H166V7H165ZM186 8H187V7H186ZM186 8H185V9H186ZM195 8H196V7H195ZM198 8H199V7H198ZM227 8H228V7H227ZM230 8H229V9H230ZM242 8H243V7H242ZM12 9H13V8H12ZM29 9H32V8H29ZM68 9H69V7H68ZM71 9H72V8H70V10H71ZM76 9H77V8H76ZM76 9H75V10H76ZM79 9H81V8H79ZM86 9H85V10H86ZM94 9H95V8H94ZM99 9H100V8H99ZM99 9H98V10H99ZM136 9H137V8H136ZM144 9H145V7H144ZM152 9H153V6H152ZM152 9H151V10H152ZM156 9H157V8H156ZM167 9H168V8H167ZM171 9H172V8H171ZM177 9H181V7H180V8L178 7ZM193 9H194V8H193ZM201 9H202V8H201ZM208 9H209V8H208ZM237 9H238V8H237ZM240 9H241V8H240ZM249 9H250V8H249ZM60 10H61V9H60ZM72 10H73V9H72ZM72 10H71V11H72ZM90 10H92V9H90ZM95 10H96V9H95ZM107 10H108V9H107ZM107 10H105V13H104L103 11H102V12H103L104 14L107 13L106 15H109V12L113 11V9H112L111 11L108 10L109 12H108ZM121 10H122V9H121ZM130 10H131V9H130ZM148 10H149V9H148ZM157 10H158V9H157ZM157 10H155V11H157ZM164 10H165V9H164ZM169 10H170V9H168V12H172V11H169ZM183 10H184V9H183ZM186 10H187V9H186ZM196 10H197V8H196ZM38 11H39V10H38ZM40 11H41V9H40ZM58 11H59V10H58ZM66 11H67V10H66ZM71 11H70V12H71ZM92 11H93V10H92ZM116 11H117V9L114 10L112 13H115ZM119 11H120V10H119ZM119 11L116 12L117 14H115V15L119 16L120 19H117L116 17H114V18L117 19V22H120V21H121V18H122V17H120V15L123 14V12L120 11V12H121V13H120ZM125 11H126V10H125ZM138 11H143V9L140 10V8H139ZM166 11H167V10H166ZM175 11H177V10L175 9ZM184 11H185V10H184ZM221 11H222V10H221ZM237 11H238V10H237ZM10 12H11V11H10ZM18 12H19V11H18ZM27 12L30 14L29 11H27ZM31 12H32V11H31ZM42 12H43V11H42ZM42 12H41V13H42ZM68 12H69V11H68ZM80 12H81V11H80ZM100 12H101V11H100ZM100 12H98V13H100ZM146 12H147V9H146ZM149 12H152V13H153V11H149ZM178 12H179V11H178ZM180 12H183V11H180ZM186 12H187V11H186ZM186 12H185V13H186ZM247 12H248V11H247ZM7 13H8V12H7ZM19 13H23V12H19ZM32 13H34V12H32ZM37 13H40V12H37ZM60 13H61V12H60ZM71 13H72V12H71ZM76 13H77V12H76ZM78 13H79V12H78ZM82 13H83V12H82ZM98 13L95 12L94 14H98ZM119 13H120V15H118ZM144 13H145V11H144ZM158 13H159V12H157V14H158ZM165 13H167V12H165ZM187 13H188V12H187ZM187 13H186V14H187ZM189 13H190V12H189ZM189 13H188V15H187L188 18L190 17V16H189ZM248 13L251 14L250 12H248ZM11 14H12V13H11ZM26 14H27V13H26ZM42 14H43V13H42ZM154 14H155V13H154ZM154 14H153V15H154ZM160 14H161V13H160ZM162 14H163V10H162ZM171 14H173V13H170V16H171ZM179 14H180V13H179ZM21 15H22V14H21ZM33 15H35V14H33ZM37 15H38V14H37ZM39 15H40V14H39ZM63 15H64V14H63ZM69 15H70V13H69ZM69 15H68V16H69ZM80 15H81V14H80ZM112 15L114 16V14H112ZM124 15H125V17H126V15H128V14H127V11H126V14H124ZM124 15H122V16H124ZM151 15H152V14H151ZM155 15H156V14H155ZM155 15H154V16H155ZM163 15H164V14H163ZM175 15H176V14H175ZM184 15H185V14L181 15L180 17L183 18L182 16H184ZM200 15H201V14H200ZM200 15H199V16H200ZM204 15H205V14H204ZM257 15H258V14H257ZM257 15H256V16H257ZM22 16H24V15H22ZM65 16H66V15H65ZM72 16H73V15H72ZM83 16H84V15H83ZM99 16H100V15H97V16H95V17H99ZM102 16H103V15H102ZM131 16H132V14H131ZM131 16H130V18H131ZM135 16H137V15H135ZM135 16H134V17H135ZM140 16H141V15H140ZM156 16H157V15H156ZM156 16H155V17H156ZM158 16L160 17V15H158ZM167 16H168V15H167ZM173 16H174V15H173ZM187 16H185V17H187ZM206 16H207V15H206ZM215 16H216V15H215ZM245 16H246V15H245ZM260 16H261V17H260ZM262 16H263V17H262ZM27 17H30V16L27 15ZM38 17H39V16H38ZM38 17L36 16V18H38ZM41 17H44V16H41ZM53 17H54V16H53ZM61 17H63V16H61ZM148 17H150V16L148 15ZM162 17H164V16H162ZM180 17L178 16V18H180ZM201 17H202V16H201ZM201 17H200V18L197 17V20H201V19H202ZM207 17H208V16H207ZM207 17H206V18H207ZM252 17H254V16H252ZM30 18H31V17H30ZM33 18H34V17H33ZM39 18H40V17H39ZM63 18H64V17H63ZM66 18H68V17H66ZM103 18H106V19H107L108 17H106V16L104 15ZM103 18H102V19H103ZM127 18H129V16H128ZM146 18H147V16H146ZM171 18L173 19L172 16H171ZM171 18H170V19H171ZM178 18L176 19L177 22H178V20H179ZM191 18H192V16H191ZM194 18H195V17H194ZM198 18H199V19H198ZM228 18H229V17H228ZM243 18H244V17H243ZM243 18H242V20H243ZM250 18H251V17L248 16V17H246L245 19H250ZM5 19H6V18H5ZM43 19H44V18H43ZM68 19H70V18H68ZM73 19H74V18H73ZM73 19H72V20H73ZM78 19H79V18H78ZM98 19H99V18H98ZM110 19H111V18H110ZM149 19H151V18H149ZM156 19H157V18H156ZM172 19H171V20H172ZM183 19L185 20V18H183ZM245 19H244V20H245ZM252 19H254V18H251V20H252ZM25 20H26V19H25ZM37 20H38V19H37ZM41 20H42V19H41ZM54 20H55V19H54ZM63 20H64V19H62V21H63ZM107 20H108V19H107ZM119 20H120V21H119ZM124 20H125V19H124ZM124 20L122 21V24L125 23ZM128 20H129V19H127V21H128ZM142 20L145 21L146 19L144 20V18H143ZM171 20H170V22H173V23H174V20H175V19L172 20V21H171ZM176 20H175V21H176ZM181 20H182V19H181ZM188 20H189V19H188ZM193 20H195V19H193ZM214 20H215V19H214ZM35 21H36V20H35ZM39 21H40V20H39ZM47 21H48V20H47ZM55 21H56V20H55ZM65 21H66V20H65ZM70 21H71V20H70ZM102 21L104 22L105 20H102ZM131 21H132V20H131ZM163 21H164V20H163ZM212 21H213V19H212ZM262 21H263L262 19H261V21H259V22L256 21V23L258 22V24H255V25H260V28H261L262 25H264V22H262ZM42 22H43V21H42ZM44 22H45V21H44ZM50 22H51V21H50ZM56 22H57V21H56ZM72 22H73V21H72ZM87 22H88V21H87ZM99 22H100V23H97L96 26H95V24L93 23V24H94V27L98 28V30H93L94 32L92 31V32L94 33L93 37H94L95 40H97V39L100 40V39H99V37H100L99 35H101V36H102V39H101L102 48L106 50V52H107L108 55H110V56H114V55H113V50H114L115 48H113V47H114V45H115L116 43L113 42V38L110 36V34H108V30H107V28L105 27V23L107 22V25H108V24H109V23H108L109 20H108V21H105V23L103 24V23H101V18H100V19H99ZM151 22H152V21H151ZM180 22H181V21H180ZM180 22H179V23H180ZM26 23L28 24V22H26ZM26 23H24V25H25ZM95 23H96V22H95ZM146 23L150 25V22H146ZM154 23H156V22H154ZM162 23H163V22H162ZM165 23H166V22H165ZM190 23H191V22H190ZM200 23H203V22L201 21ZM49 24H50V23H49ZM58 24H59V23H58ZM66 24H67V23H66ZM66 24H64V25H66ZM120 24H121V23H120ZM125 24H126V23H125ZM125 24H124V25H125ZM128 24H129V23H128ZM128 24H126V25H127V27H125L126 29L129 28V26H130V25L128 26ZM134 24H135V22H134ZM139 24H141V23H139ZM160 24H161V23H159V24H157V25H159L160 27H162V25H160ZM167 24H168V23H167ZM224 24H225V23H224ZM31 25H32V24H31ZM45 25H46V23H45ZM59 25H60V24H59ZM90 25H91V23H90ZM110 25H111V24H110ZM154 25H155V24H154ZM157 25H156V26H157ZM170 25H171V23H170ZM181 25H182V24H181ZM196 25L198 26V24H196ZM245 25L248 26V24H245ZM25 26H26V25H25ZM27 26H28V25H27ZM40 26H41V22H40ZM60 26H62V25H60ZM60 26H59V27H60ZM85 26H86V24H85ZM108 26H109V25H108ZM137 26H138V25H137ZM147 26H148V25H147ZM163 26H164V24H163ZM202 26H203V25H202ZM251 26H252V25H251ZM251 26H250V27H251ZM16 27H17V26H16ZM28 27H30V26H28ZM62 27H63V26H62ZM83 27H84V26H83ZM83 27H82V29H84ZM138 27H139V26H138ZM151 27H152V26H151ZM153 27H154V26H153ZM153 27H152V28H153ZM168 27H169V26H168ZM168 27H167V28H168ZM178 27H179V26H178ZM178 27H177V28H178ZM181 27H182V26H181ZM215 27H216V26H215ZM223 27H224V25H223ZM229 27H230V26H229ZM229 27H227V28H229ZM257 27H258V26H257ZM25 28H26V27H25ZM88 28H89V27H88ZM91 28H92V27H90V29H91ZM110 28H111V27H110ZM119 28H121V30H122V25H121V27L119 26ZM123 28H124V27H123ZM133 28H134V27H133ZM144 28H145V27H144ZM158 28H159V27H158ZM167 28L165 27L164 29H167ZM171 28H172V27H171ZM16 29H17V28H16ZM26 29H27V28H26ZM26 29H25V30H26ZM28 29H29V28H28ZM31 29H32V28H31ZM37 29H39V28H37ZM51 29H52V28H51ZM59 29H60V28H59ZM77 29H78V28H77ZM108 29H109V27H108ZM130 29H131V28H129V29H127V30L130 31ZM154 29H155V28H153V29H151V30H152L153 32H157V33H155V34H158V33L160 32V29H162V28H159V32H158V31H154ZM168 29H169V28H168ZM179 29H181V28H179ZM179 29H178V30H179ZM184 29H185L186 33L189 31V30L187 31V28H186V27H185ZM200 29H201V28H200ZM256 29H257V28H256ZM262 29H264V27H262ZM8 30H9V29H8ZM34 30H35V29H34ZM55 30H56V29H55ZM75 30H76V29H74V31H75ZM113 30H114V28L112 29V31H113ZM115 30H118V29H115ZM124 30H125V29H124ZM124 30H123V31H124ZM156 30H157V29H156ZM172 30H174V29H172ZM181 30H183V28H182ZM232 30H233V29H232ZM260 30H261V29H260ZM29 31H32V30H29ZM125 31H126V30H125ZM137 31H138V30H137ZM166 31H167V30H166ZM176 31H177V30H176ZM200 31H201V30H200ZM9 32H10V31H9ZM15 32H16V31H15ZM27 32H28V30H27ZM32 32H34V31H32ZM39 32H40V31H39ZM55 32H56V31H55ZM55 32H54V33H55ZM89 32H90V31H88V33H89ZM92 32H91V33H92ZM162 32H163V29H162ZM162 32H160V33H162ZM164 32H165V31H164ZM179 32H180V31H179ZM183 32H184V31H183ZM189 32H190V31H189ZM189 32H188V33H189ZM230 32H231V31H230ZM232 32H233V31H232ZM232 32H231V33H232ZM252 32H253V31H252ZM82 33H83V32H82ZM88 33H86V34L88 35ZM112 33H113V32H112ZM114 33H116V34H114V35L116 36L117 33H120V31H119V32H114ZM138 33H139V32H138ZM141 33H142V32H141ZM166 33H168V32H166ZM173 33H174V32H173ZM192 33H193V31H192ZM192 33H191V34H192ZM194 33H195V32H194ZM194 33H193V35H192V40H195V39H193V37H196ZM250 33H251V32H250ZM262 33H263V32H262ZM29 34H30V33L28 32V35H29ZM129 34H130V33H129ZM143 34H144V32H143ZM143 34H142V35H143ZM150 34H151V32H150ZM155 34H153V35H155ZM175 34H176V33H175ZM181 34H182V33H181ZM189 34H190V33H189ZM189 34H188V35H189ZM202 34H203V33H202ZM9 35H10V33H9ZM17 35H18V33H17ZM40 35H41V34H40ZM119 35H120V34H118V36H119ZM121 35H122V31H121ZM121 35H120V36H121ZM132 35H133V34H132ZM147 35H148V34H147ZM163 35H165V33H164ZM168 35H169V34H168ZM177 35H178V34H177ZM179 35H180V34H179ZM203 35H205V34H203ZM233 35H234V34H233ZM260 35H262V34H260ZM26 36H27V35H26ZM98 36H99V37H98ZM128 36H129V35H128ZM143 36H144V35H143ZM148 36H149V35H148ZM159 36H160V35H159ZM175 36H176V35H175ZM175 36H173V37H175ZM181 36H182V35H181ZM181 36H180V39H183V38H181ZM212 36H213V35H212ZM16 37H17V36H16ZM18 37H19V35H18ZM27 37H29V36H27ZM38 37H39V36H38ZM41 37H43V36H41ZM88 37H89V36H88ZM91 37H92V36H91ZM116 37H117V36H116ZM124 37L128 38L127 36H123V39H124ZM154 37H155V36H154ZM156 37H157V36H156ZM165 37H166V36H165ZM183 37H184V36H183ZM187 37H188V36H187ZM187 37H186V38H187ZM204 37H205V36H204ZM204 37H203V38H204ZM25 38H26V37H25ZM51 38H52V37H51ZM86 38H87V37H86ZM89 38H90V37H89ZM100 38H101V37H100ZM131 38H132V37H131ZM144 38H145V37H144ZM159 38H161V37H159ZM184 38H185V37H184ZM219 38H220V37H219ZM261 38H262V37H261ZM263 38H264V37H263ZM35 39H36V38H35ZM37 39H38V38H37ZM76 39H77V38H76ZM90 39H91V38H90ZM157 39H158V38H157ZM168 39H169V38H168ZM173 39H175V38H173ZM176 39H177V38H176ZM176 39H175V40H176ZM188 39H189V38H188ZM204 39H205V38H204ZM208 39H209V38H208ZM211 39H212V38H211ZM216 39H217V37H216ZM31 40H32V39H31ZM98 40H97V41H98ZM118 40H120V39H118ZM132 40H133V39H132ZM145 40H146V38L143 39V43H142V44H144ZM164 40H166V39H164ZM175 40H174V42H175ZM186 40H187V39H186ZM186 40H185V41H186ZM192 40H190V41L192 42ZM197 40H198V39H196L195 41H197ZM226 40H228V39H226ZM261 40H262V39H261ZM263 40H264V39H263ZM35 41H36V40H35ZM35 41H32V43H34ZM70 41H71V40H70ZM114 41H115V40H114ZM116 41H117V40H116ZM134 41H135V40H134ZM137 41H139V40H137ZM140 41H141V39H140ZM177 41H180V40H177ZM177 41H176V42H177ZM195 41H193V42L196 43ZM210 41H211V40H210ZM212 41H214V39H212ZM218 41H219V40H218ZM222 41H223V40H222ZM18 42H19V40H18ZM36 42H37V41H36ZM36 42H35V43H36ZM66 42H67V41H66ZM71 42H72V41H71ZM98 42H100V41H98ZM146 42H147V41H146ZM170 42H171V41H170ZM176 42H175V43H176ZM181 42H182V41H181ZM183 42H184V41H183ZM186 42H188V41H186ZM207 42H208V40H207ZM228 42H229V41H228ZM236 42H237V41H236ZM253 42H254V41H253ZM63 43H64V42H63ZM63 43H62V44H63ZM114 43H115V44H114ZM139 43H140V42H139ZM171 43H172V42H171ZM184 43H185V42H184ZM194 43H193V44H194ZM197 43H199V41H197ZM203 43H205V41H203ZM214 43H215V42H214ZM237 43H238V42H237ZM17 44H18V43H17ZM19 44H20V43H19ZM21 44H22V43H21ZM66 44H67V43H66ZM95 44H96V43H95ZM117 44H118V43H117ZM165 44H166V43H165ZM210 44H211V43H210ZM220 44H221V43H220ZM226 44H227V43H226ZM22 45H23V44H22ZM68 45H69V44H68ZM89 45H90V44H89ZM146 45H147V44H146ZM146 45H145V47H146ZM150 45H152V44H150ZM171 45H172V44H171ZM171 45H169V46H171ZM188 45H190V44H188ZM188 45H186V46H188ZM198 45H199V44H198ZM227 45H228V44H227ZM229 45H231V44H229ZM61 46H62V45H61ZM64 46H67V45L64 44ZM70 46H72V45H70ZM123 46H124V45H123ZM137 46H138V45H137ZM147 46H148V45H147ZM190 46H191V47H194V49L196 48V45H195V46L190 45ZM202 46H203V45H202ZM202 46H201V47H202ZM209 46H210V45H209ZM219 46H220V45H219ZM224 46H225V45H224ZM236 46H237V45H236ZM22 47H23V46H22ZM22 47H21V48H22ZM41 47H42V46H41ZM41 47H40V48H41ZM68 47H69V46H68ZM68 47H67V48H68ZM121 47H122V45H121ZM171 47H172V46H171ZM211 47H212V45H211ZM262 47H263V46H262ZM2 48H3V46H2ZM19 48H20V47H19ZM21 48H20V49H21ZM69 48H70V47H69ZM92 48H93V47H92ZM117 48H119V47H117ZM124 48H125V47H124ZM131 48L133 49V47H131ZM141 48H142V46H141ZM146 48H147V47H146ZM188 48H190V47H188ZM202 48L204 49V48H206V46H205V47H202ZM12 49H13V48H12ZM15 49L17 50V52H19V51L23 52L22 49L20 50V49H18V47H16ZM46 49H47V48H46ZM121 49H122V48H121ZM152 49H153V48H151V50H152ZM167 49H168V48H167ZM185 49H186V48H185ZM185 49H184V50H185ZM190 49H191V48H190ZM190 49H187V50H190ZM194 49H193V51L195 52L196 49H195V50H194ZM208 49H209V48H208ZM258 49H260V48H258ZM1 50H2V49H1ZM1 50H0V52H1ZM86 50H87V49H86ZM147 50H149V49L147 48ZM147 50H146V52H147ZM151 50H150V51H151ZM154 50H155V47H154ZM184 50H182V52H183ZM200 50H202V49H200ZM214 50H216V49H214ZM24 51H25V50H24ZM62 51H63V50H62ZM64 51H66V50H64ZM68 51H69V50H68ZM89 51L92 52L91 50H89ZM116 51H118V53L120 52L119 50H116ZM180 51H181V50H180ZM190 51H191V50H190ZM190 51H188V52L190 53ZM210 51H212V50H210ZM2 52H4V51H2ZM5 52H6V51H5ZM9 52H12V51H9ZM69 52L72 53V52H74V51L71 49ZM95 52H96V51H95ZM186 52H187V51H185V52H183V53L185 54ZM215 52H216V51H215ZM215 52H214V53H215ZM217 52H218V49H217ZM219 52H222V51H220V49H219ZM260 52H261V51H260ZM65 53H66V52H65ZM118 53H117V56H118ZM123 53H125V52H123ZM123 53H122V54H123ZM149 53H150V52H149ZM168 53H169V52H168ZM192 53H193V52H192ZM192 53H191L189 56H192ZM195 53H199V54H200V53H202V51H199V52H198V49H197V52H195ZM212 53H213V52H212ZM212 53H211V54H212ZM0 54H2V53H0ZM20 54H21V53L19 52L18 55H20ZM22 54H23V53H22ZM22 54H21V56H22ZM67 54H68V53H67ZM97 54H98V51H97L96 54L94 53V55H95L96 57L98 56ZM101 54H102V53H101ZM104 54H105V53H104ZM115 54H116V53H115ZM129 54H130V53H129ZM146 54H147V53H146ZM181 54H182V53H181ZM203 54H204V53H203ZM209 54H210V53H209ZM260 54H261V53H260ZM23 55H24V54H23ZM75 55H76V54H75ZM87 55H88V54H87ZM89 55H91V53H90ZM119 55H120V54H119ZM123 55H124V54H123ZM126 55H127V54H126ZM179 55H180V54H179ZM215 55H216V54H215ZM218 55H220V54H218ZM218 55H217V56H218ZM6 56H8V55H6ZM15 56H16V54H15ZM15 56H13V57H15ZM73 56H74V55H73ZM85 56H86V55H85ZM91 56H93V54H92ZM91 56H90L89 58H92V59H93L94 56H93V57H91ZM120 56H121V55H120ZM129 56H131V55H129ZM129 56H128V57H129ZM143 56H144V54H143ZM148 56L150 57V55H148ZM154 56H155V55H154ZM11 57H12V56H11ZM22 57H23V56H22ZM77 57H78V56H77ZM87 57H88V56H87ZM96 57H95V58H96ZM146 57H147V56H146ZM149 57H148V58H149ZM193 57H195V56L190 57V59H191V58L194 59ZM220 57H221V55H220ZM234 57H236V56H234ZM234 57H233V58H234ZM256 57H257V55H256ZM17 58H18V57H17ZM74 58H75V56H74ZM97 58H98V57H97ZM99 58H100V57H99ZM111 58H112V57H111ZM121 58H122V57H121ZM130 58H131V57H130ZM148 58H146V61H147ZM196 58H198V55H197V54H196ZM210 58L213 60L212 57H210ZM217 58H218V57H217ZM236 58H238V57H236ZM236 58H235V60H236ZM262 58H263V57H262ZM18 59H20V58H18ZM77 59L79 60V57L76 58V60H77ZM175 59H176V58H175ZM175 59H174V60H175ZM179 59H180V58H179ZM181 59H182V58H181ZM181 59H180V60H181ZM187 59H188V57H187ZM207 59H208V57H207ZM211 59H210V60H211ZM220 59H221V58H220ZM228 59H229V58H228ZM257 59H258V58H257ZM29 60H30V59H29ZM33 60H34V59H33ZM41 60L43 61V59H41ZM89 60H91V59H89ZM98 60H99V59H98ZM112 60H113V58H112ZM112 60H111V62H112ZM122 60H123V59H122ZM170 60H171V58L169 59V61H170ZM172 60H173V59H172ZM177 60H178V58L176 59V62H177ZM184 60H185V59H184ZM194 60H195V59H194ZM196 60H197V59H196ZM218 60H219V59H218ZM259 60H260V59H259ZM259 60H258V61H259ZM16 61H17V60H16ZM18 61H19V60H18ZM35 61H36V59H35ZM55 61H56V60H55ZM79 61H80V60H79ZM114 61H115V60H114ZM114 61H113V63H114ZM187 61H188V60H187ZM187 61H186V62H187ZM190 61H192V60H189V62L186 63V64H190V63L194 62V61H192V62H190ZM197 61H199V60H197ZM202 61L204 62V60H202ZM202 61H201V62H202ZM228 61H229V60H228ZM260 61H261V60H260ZM19 62H20V61H19ZM91 62H92V61H91ZM91 62H90V64H91ZM99 62H102V60L97 61L96 63H99ZM105 62H106V61H105ZM111 62H109V63H111ZM115 62L118 63L119 61H118V62L115 61ZM121 62H122V61H121ZM154 62H155V61H154ZM162 62H163V61H162ZM172 62H173V61H172ZM181 62H184V61H181ZM205 62H206V59H205ZM211 62H212V61H211ZM237 62H238V61H237ZM237 62H236V63H237ZM79 63H80V62H79ZM82 63H83V62H82ZM96 63H94V64H96ZM147 63H148V62H147ZM159 63H160V62H159ZM177 63H178V62H177ZM195 63H196V62H195ZM212 63H216V62H212ZM212 63H211V64H212ZM263 63H264V62H263ZM6 64H8V63H6ZM14 64H15V62H14ZM20 64H21V63H20ZM40 64H41V63H40ZM62 64H63V63H62ZM100 64H101V63H100ZM102 64H104V63H102ZM122 64H123V63H121V65H122ZM154 64H155V63H154ZM161 64H163V63H161ZM211 64H210V65H211ZM218 64H219V63H218ZM218 64H216V65H217V66H220V64H219V65H218ZM96 65H97V64H96ZM104 65H105V64H104ZM104 65H103V66H104ZM172 65H173V64H172ZM179 65H181V63H179ZM179 65H178V66H179ZM183 65H184V64H183ZM190 65H191V64H190ZM214 65H215V64H214ZM216 65H215V66H216ZM71 66H72V64H71ZM79 66H81V65H79ZM85 66H86V65H84L83 67H85ZM90 66H92V65H90ZM94 66H95V65H94ZM94 66H93V68H97V67H98V69L100 68L99 70H101V67H102L101 65H99L100 67H99V66L94 67ZM115 66H116V64H115L114 66H112V67H115ZM124 66H125V65H124ZM124 66H123V67H124ZM184 66H186V65H184ZM191 66H192V65H191ZM195 66H196V65H195ZM208 66H209V64H208ZM212 66H213V65H211V67H212ZM221 66H223V65H221ZM221 66H220L219 68H221V69L223 70L224 67L222 68ZM246 66H247V65H246ZM246 66H245V67H246ZM60 67H61V66H60ZM62 67H63V65H62ZM88 67H89V65H88ZM105 67H106V66H105ZM105 67H102V69H104ZM112 67H110L111 70L113 69ZM123 67H122V68H123ZM179 67H180V66H179ZM193 67H194V66H193ZM235 67H236V66H235ZM243 67H244V66H243ZM4 68H5V67H4ZM16 68H17V67H16ZM63 68L65 69V67H63ZM70 68H71V67H70ZM80 68H81V67H80ZM110 68L107 67L106 69H107V70H108V69L110 70ZM119 68H120V67H118V69H119ZM122 68H121V69H122ZM181 68H182V67H181ZM197 68H198V67H197ZM219 68H218V69H219ZM239 68H240V67H239ZM87 69H88V68H87ZM123 69H124V72H126V71H125V68H123ZM123 69H122V70H123ZM126 69H127V68H126ZM172 69H174V68H172ZM191 69H192V68H191ZM0 70H1L0 76H4V75H6V74H3V73H2L3 71H2V68H1V67H0ZM7 70H8V69H7ZM7 70H6V71H7ZM70 70H71V69H70ZM82 70H83V69H82ZM84 70H86V69H84ZM84 70H83V71H84ZM91 70H92V69H91ZM91 70H90V71H91ZM94 70H95V69H94ZM94 70H93V71H94ZM113 70H114V69H113ZM216 70H217V69H216ZM240 70H241V68H240ZM249 70H251V69H249ZM53 71H54V70H53ZM118 71H120V70H118ZM242 71H243V70H242ZM261 71H262V70H261ZM67 72H70V71L67 70ZM84 72H85V71H84ZM84 72H83V73H84ZM115 72H116V71H115ZM120 72H121V71H120ZM122 72H123V71H122ZM122 72H121V73H122ZM132 72H134V70H133ZM138 72H139V71H138ZM138 72H137V73H138ZM163 72H164V71H163ZM197 72H198V71H197ZM220 72H221V71H220ZM4 73H5V72H4ZM40 73H41V72H40ZM72 73H73V72H72ZM89 73H90V72H89ZM94 73H95V72H94ZM118 73H119V72H118ZM141 73H142V72H141ZM166 73H167V72H166ZM222 73H223V72H222ZM245 73H247V72H245ZM30 74H31V73H30ZM30 74H28V76H29ZM76 74H77V72H76ZM98 74H99V73H96L95 76H97ZM109 74H110V73H107V75H109ZM119 74H120V73H119ZM135 74H136V73H135ZM167 74H168V73H167ZM203 74H204V73H203ZM72 75H73V74H72ZM83 75H84V74H83ZM85 75H86V73H85ZM93 75H94V74H93ZM110 75H112V74H110ZM124 75H125V73H124ZM124 75H123V77H126V76H124ZM139 75H140V74H139ZM141 75H142V74H141ZM170 75H173V74H170ZM201 75H202V74H201ZM243 75H244V73H243ZM249 75H250V74H249ZM35 76H36V75H35ZM54 76H55V75H54ZM87 76H90V75H87ZM95 76H94V77H95ZM119 76H120V75H119ZM174 76H175V75H174ZM193 76H194V75H193ZM223 76H225L224 79L228 78V77H226V75H224V74H223ZM81 77H84V76H81ZM90 77H91V76H90ZM102 77H103V76H102ZM108 77H109V76H108ZM115 77H116V74H115ZM115 77H114V78H115ZM123 77H122V79H121L122 82H119V83H123V84H124V81H125L126 79L123 80ZM242 77H244V76H242ZM259 77H260V76H259ZM1 78H3L2 80H5V79H4V77H0V86H1L0 90H1V91H4L3 88H2V86L5 85L4 83H6V82H4L3 85H2L1 83H2L3 81L1 80ZM29 78H30V80H32L31 77H29ZM36 78H38V77H36ZM96 78H97V80H98V76H97ZM104 78H105V77H104ZM104 78H103V79H104ZM109 78H110V77H109ZM109 78H108V79H109ZM112 78H113V77H111V79H109V80H112ZM176 78H177V77H176ZM203 78H205V77H203ZM206 78H207V77H206ZM237 78H238V77H237ZM26 79H27V78H26ZM39 79H40V78H38V80H39ZM86 79H88V78H86ZM106 79H107V78H106ZM108 79H107V80H108ZM127 79H128V78H127ZM139 79H140V78H139ZM167 79H168V78H167ZM213 79H214V78H213ZM216 79H217V78H216ZM230 79H231V77H230ZM27 80H28V79H27ZM43 80H44V79H43ZM58 80H59V79H58ZM107 80H106V81H107ZM117 80H119V79H117ZM117 80H115V81H117ZM168 80H169V79H168ZM200 80H202V79H200ZM204 80H205V79H204ZM209 80H210V79L208 78V82H207L208 84H209V82H210ZM227 80H228V79H227ZM231 80L233 81V79H231ZM231 80H228V81H230V83H231V82H232ZM32 81L34 82V80H32ZM41 81H42V80H40L39 82H41ZM46 81H47V80H46ZM99 81H101V82H99V83H103L102 80H99ZM133 81H134V79H133ZM133 81H130V82H133ZM206 81H207V80H206ZM211 81H212V80H211ZM11 82H12V81H11ZM26 82H27V81H26ZM35 82H36V81H35ZM44 82H45V81H44ZM173 82H174V81H173ZM195 82H196V81H195ZM203 82H204V81H203ZM260 82L262 83V81H260ZM111 83H113V82H111ZM116 83H117V82H116ZM126 83L129 84V81H128V82H125V84H126ZM133 83H134V82H133ZM135 83H136V82H135ZM215 83H216V81H215ZM232 83H233V82H232ZM29 84H31V83H29ZM40 84H41V83H40ZM48 84H49V83H48ZM145 84H147V83H145ZM166 84H167V82H166ZM173 84H174V83H173ZM195 84H196V83H195ZM208 84H206V85H208ZM263 84H264V83H263ZM6 85H7V84H6ZM35 85H36V84H35ZM77 85H78V84H77ZM135 85H136V84H135ZM139 85H140V84H139ZM170 85H171V84H170ZM174 85H175V84H174ZM206 85H205V86H206ZM211 85H213V84H211ZM221 85H222V84H221ZM33 86H34V85H33ZM46 86H47V85H46ZM72 86H73V85H72ZM88 86H89V85H88ZM88 86H87V87H88ZM90 86H91V85H90ZM120 86H121V85H120ZM136 86H137V85H136ZM136 86H135V87H136ZM176 86H177V85H176ZM176 86H174V87H176ZM259 86H260V85H259ZM261 86H263V85H261ZM261 86H260V87H261ZM110 87H111V86H110ZM116 87H117V86H116ZM128 87H130V86H128ZM169 87H170V86H169ZM233 87L241 88V87H239V86H234V84H233ZM37 88H38V87H37ZM106 88H107V89H105V90H107V91H105V92H108V93H109V92H110L109 87H106ZM137 88H139V87H137ZM137 88H136V89H137ZM170 88H171V87H170ZM176 88H179V89H180V86H179V87H176ZM182 88H184V87H182ZM185 88H186V87H185ZM212 88L214 89V87H210V88L207 87V89H208V90H207L208 94H209V91H210V90H212V92L214 91ZM217 88H218V86H217ZM217 88H216V90H217ZM262 88H263V87H262ZM5 89H6V88H5ZM61 89H62V88H61ZM64 89H67V88H66V87H63L62 90H64ZM111 89H112V87H111ZM130 89H134V88H131V87H130ZM136 89H135V90H132L131 93L135 92ZM172 89H173V88H172ZM196 89H197V88H196ZM234 89H236V88H234ZM256 89H257V88H256ZM263 89H264V88H263ZM80 90H81V89H80ZM108 90H109V91H108ZM119 90H120V89H119ZM123 90H125V89H123ZM126 90H127V89H126ZM175 90H176V89H175ZM180 90H181V89H180ZM180 90H179V91H180ZM185 90H186V89H185ZM185 90L183 89V91H181V92H185ZM222 90H224V89H222ZM228 90H229V88H228ZM232 90H233V89H232ZM253 90H254V89H253ZM6 91H7V90H6ZM60 91H61V90H60ZM88 91H89V90H88ZM91 91H92V90H91ZM120 91H121V90H120ZM179 91L177 90L176 93H179ZM193 91H194V90H193ZM220 91H221V90H220ZM236 91H237V90H236ZM240 91H242V90L240 89ZM245 91H246V93H251V91L248 92V89H246ZM4 92H5V91H4ZM4 92H2V93H4ZM56 92H57V91H56ZM81 92H82V91H81ZM84 92H85V91H84ZM89 92H90V91H89ZM102 92H103V91H102ZM122 92H125V91H122ZM122 92L118 93V94H121V96H120V97H122L121 99L126 100V99H129V98H130L129 96H128L129 98H127V97H126L127 95H126V94L123 95ZM154 92H155V91H154ZM161 92H164V91H161ZM170 92H171V91H170ZM181 92H180V93H181ZM214 92H215V91H214ZM223 92H225V91H223ZM243 92H244V90H243ZM258 92H260V91H258ZM0 93H1V92H0ZM61 93H62V92H61ZM65 93H66V92H65ZM91 93H93V92H91ZM96 93H97V91H96ZM135 93H137V92H135ZM180 93H179V94H176V95H178V96L181 97ZM186 93H187V92H186ZM186 93H185V94H186ZM195 93H196V91H195ZM252 93H253V94H256V93H254L253 91H252ZM62 94H63V93H62ZM99 94H101V93H98V95H99ZM127 94H129V93H127ZM137 94H138V93H137ZM171 94H174V92H172ZM171 94H170V96H172ZM188 94H189V93H187V96L183 94V95H184V98H185V96H186V99H187V97H190V96H188ZM196 94H197V93H196ZM199 94H200V93H199ZM211 94H212V93H211ZM211 94L209 95V97L211 96ZM222 94H223V93H222ZM0 95H1V94H0ZM69 95H70V94H69ZM98 95H97V98H98ZM105 95H106V94H105ZM108 95H109V94H108ZM114 95H115V94H114ZM130 95H131V94H130ZM135 95H136V94H135ZM138 95H139V94H138ZM138 95H137V96H138ZM176 95L174 96V97H175V98H174L175 100H174V99H171L169 95L167 96V98L169 97V99L172 100V102H173V100H174V102H175V101H176ZM189 95H191V94H189ZM194 95H195V94H194ZM197 95H198V94H197ZM213 95H214V94H213ZM251 95H252V94H251ZM262 95H264V94H262ZM262 95H259V96H262ZM137 96H136V97H137ZM255 96H258V95H255ZM1 97H2V96H1ZM85 97H86V96H85ZM94 97H95V95H94ZM103 97H105V96H103ZM103 97H102V98H103ZM109 97H110V96H109ZM120 97H116V98H120ZM141 97H142V96H141ZM145 97H146V96H145ZM191 97H192V95H191ZM195 97H196V95H195ZM58 98H61V97H58ZM110 98H111V97H110ZM139 98H140V97H139ZM142 98H143V97H142ZM151 98H152V97H151ZM163 98H164V97H162L161 99H163ZM184 98H182V99H179V98H178V99L184 101ZM198 98H199V97H198ZM210 98H211V97H210ZM262 98H264V97H262ZM262 98L259 97V98H257V99H258V100H261ZM105 99H106V101H104V99H103V102H108L107 98H105ZM135 99H136V98H135ZM152 99H155V98H152ZM178 99H177V100H178ZM186 99H185V101H186ZM195 99L197 100V98H195ZM71 100H72V99H71ZM90 100H91V99H90ZM170 100H169V102H166V103H167V104H168V103H172V102H170ZM187 100H188V101H189V100H194V98H193V99H187ZM212 100H213V99H212ZM263 100H264V99H263ZM263 100H262V101H263ZM85 101H86V100H85ZM118 101H119V100H118ZM129 101H130V100H129ZM143 101H144V100H143ZM164 101H167V99L164 98ZM198 101H199V99H198L197 101H195V103L198 102ZM87 102H88V101H87ZM131 102H132V101H131ZM131 102H130V103H131ZM177 102H178V103H181L180 101H177ZM193 102H194V101H193ZM209 102H210V103H208V104H214V103H212L213 101H209ZM217 102H218V101H217ZM255 102H256V101H255ZM133 103H134V102H133ZM133 103H131V104H133ZM137 103H138V102H137ZM149 103H150V102H149ZM151 103H152V102H151ZM166 103H165V105H167ZM189 103L192 104V101L189 102ZM195 103H193V104H195ZM225 103H226V102H225ZM237 103H238V102H237ZM259 103H260V102H259ZM91 104H93V103H91ZM119 104H120V103H119ZM127 104H128V103H127ZM134 104H136V103H134ZM173 104H174V103H173ZM173 104H172V105H173ZM196 104H197V103H196ZM74 105H75V104H74ZM96 105H98L97 107H100L99 104H96ZM104 105H105V104H104ZM111 105H112V104H111ZM113 105H114V104H113ZM113 105H112V106H113ZM139 105H140V104H139ZM165 105H163V108L166 107ZM177 105H178V104L176 103L175 106H177ZM182 105H184L185 107L188 106L187 108L189 109V106H190V105H187V103H186V104H182ZM186 105H187V106H186ZM206 105H207V103H206ZM206 105H205V106H206ZM124 106L126 107V105H124ZM132 106H133V108H134V105H132ZM136 106H138V105H136ZM158 106H159V105H158ZM164 106H165V107H164ZM175 106L173 105V108H174ZM184 106L181 107V108H182V109H183V108L185 109ZM196 106H197V105H196ZM205 106H203V108H205ZM207 106H211V105H207ZM207 106H206V107H207ZM101 107H102V106H101ZM152 107H153V106H151V108H149V106H148L149 109H152ZM190 107H191V106H190ZM77 108H80V107H77ZM82 108H83V107H82ZM82 108H81V109H82ZM95 108H96V107H95ZM127 108H128V107H127ZM127 108H125V109H127ZM131 108H132V107H131ZM131 108H130V109H131ZM137 108H139V107H137ZM137 108H136V109H137ZM145 108H146V106H145ZM153 108L155 109L156 107H153ZM163 108H162V110H163ZM169 108L171 109L172 107L169 106L166 110H170ZM181 108H179V109H181ZM187 108H186V110H184L185 112L187 111ZM191 108L193 109V108H195V107L192 106ZM197 108H198V107H197ZM207 108H208V107H207ZM254 108H255V107H254ZM20 109H22V108L20 107ZM154 109H153V110H154ZM157 109L160 110V108H156V110H157ZM175 109H176V111H178L176 107H175ZM175 109H171V112H170V113L172 114V111L175 110ZM192 109H189L188 111L191 110V111L193 112ZM263 109H264V106H263ZM8 110H9V108H8ZM74 110H75V109H74ZM74 110H73V111H74ZM78 110H79V109H78ZM78 110H76V111H78ZM97 110H98V108H97ZM142 110H143V109H142ZM159 110H158V112H160ZM210 110H212V109H210ZM210 110H209V111H210ZM14 111H15V110H14ZM18 111H19V110H17V112H18ZM20 111H21V110H20ZM89 111H91V110L89 109ZM101 111H102V110H101ZM195 111H196V110H195ZM195 111H194V113H195L194 115L197 114ZM199 111H200V110H199ZM0 112L3 113L1 110H0ZM17 112H16V113H17ZM145 112H146V110H145ZM174 112H175V111H174ZM182 112H183V111H182ZM192 112H190V113H192ZM18 113H19V112H18ZM20 113L23 114L22 111H21ZM39 113H40V112H39ZM71 113H72V112H71ZM81 113H83V112L80 111V114H81ZM92 113H93V112H92ZM101 113H102V112H101ZM146 113H147V112H146ZM163 113H164V112H163ZM168 113H169V111H168ZM170 113H169V114H170ZM175 113H176V115H178V116H179L180 114H182V113H180V112H178V113H180V114H177V112H175ZM190 113H189V114H190ZM208 113H209V112H208ZM24 114H25V112H24ZM30 114H31V113H30ZM30 114H29V116H28V113H26L25 116H27V117L24 119V121L28 122V124L30 123L29 125H31V127L33 126V124H35V126H33V130H34V127L38 126V125H36V124H38V122H40V121H42V120H40V121L36 120L37 118H35V117L38 116V115H35L36 113H33L32 116H31ZM37 114H38V113H37ZM93 114L95 115V112H94ZM111 114H112V112H111ZM183 114H184V113H183ZM189 114L186 113L185 116H187V115H189ZM192 114H193V113H192ZM226 114H227V113H226ZM229 114H230V113H228V115H229ZM33 115H34V116H33ZM40 115H41V114H40ZM68 115H69V114H68ZM84 115H85V114H84ZM86 115L88 116V114H86ZM150 115H151V114H150ZM152 115H154V114H152ZM158 115H160V113H159ZM173 115H174V114H173ZM176 115H175V116H176ZM221 115H223V114H221ZM235 115H236V114H235ZM235 115H234V116H235ZM11 116H12V115H11ZM14 116H15V115H14ZM76 116H77V115H76ZM78 116H79V112H78ZM90 116H91V115H90ZM102 116H103V115H102ZM102 116H100V117H102ZM161 116H162V115H161ZM167 116H168V115H167ZM169 116H172V115H169ZM192 116H193V115H192ZM196 116H198V115H196ZM201 116H204V115H201ZM201 116H199V117H201ZM219 116H220V115H219ZM226 116H227V115H226ZM231 116H233V115L231 114ZM0 117H2V116H0ZM63 117H64V115H63ZM126 117H127V116H126ZM142 117H143V116H142ZM159 117H160V116H159ZM162 117H163V116H162ZM165 117H166V116H165ZM172 117H173V116H172ZM176 117H177V116H176ZM179 117H181V115H180ZM187 117H188V118H187ZM187 117H185V120H186V118H187L186 122L189 121V120H188V119H189V116H187ZM194 117H195V116H194ZM220 117H221V116H220ZM236 117H237V116H236ZM246 117H247V116H246ZM20 118H21V117H20ZM20 118H18V122L20 121V120H19ZM88 118H89V117H88ZM98 118H99V117H98ZM111 118H112V117H111ZM155 118H156L155 116H153V117L148 116V119H147V116H146L145 119L148 120V125L150 124L151 127H156V125L158 126V124H159V122H158L159 120L157 121ZM163 118H164V117H163ZM167 118H168V117H167ZM183 118H184V117L182 116V119H183ZM14 119H16V118H14ZM39 119H41V118L39 117ZM58 119H59V118H58ZM62 119H64V118H62ZM68 119H70V118H68ZM80 119H81V118H80ZM93 119H94V117H93ZM96 119H97V118H96ZM96 119H94V120H92V121H95ZM99 119H102V118H99ZM124 119H125V118H124ZM241 119H242V117H239V116H238L237 120L242 121ZM1 120H2V121H1ZM1 120H0V122H1V123H0V126L3 127V125H1L2 122H3V119L1 118ZM22 120H23V118H21V121H22ZM81 120H82V119H81ZM81 120H80V121H81ZM89 120H90V119H89ZM169 120H170V122H171V118H169ZM169 120H168V121H169ZM176 120L181 122V119L178 120V117H177ZM191 120H192V119H191ZM195 120H197V121L199 122L201 119H200V118H195ZM195 120H194V121H195ZM220 120H221V119H220ZM36 121H38V122L36 123ZM64 121H65V120H64ZM66 121H67V120H66ZM68 121H69V120H68ZM97 121H99V120L97 119ZM164 121H165V120H164ZM235 121H236V120H235ZM16 122H17V121H16ZM26 122H24V123H26ZM73 122H74V121H73ZM120 122H121V121H120ZM120 122H119V123H120ZM125 122H126V121H125ZM184 122H185V121H184ZM186 122H185V123H186ZM200 122H202V121H200ZM21 123H22V122H21ZM21 123H20V124H21ZM24 123H23V124H24ZM68 123H69V122H68ZM98 123H101V122H98ZM123 123H124V122H123ZM131 123H132V122H131ZM144 123H145V122H144ZM146 123H147V122H146ZM164 123H165V122H164ZM175 123H176V122H174V124H175ZM178 123H179V122H178ZM195 123H196V122H195ZM195 123H193V124H195ZM202 123H203V122H202ZM14 124H15V123H14ZM26 124H27V123H26ZM26 124H24V125L27 126ZM82 124H83V123H82ZM84 124H85V123H84ZM86 124H87V123H86ZM160 124H162V123H160ZM160 124H159V126H160ZM176 124H177V123H176ZM179 124L181 125V123H179ZM179 124H178V125H179ZM188 124H191V123L188 122ZM200 124H201V123H200ZM21 125H22V124H21ZM29 125H28V126H29ZM101 125H102V124H101ZM101 125H100V126H101ZM124 125H125V123H124ZM142 125H143V124H142ZM165 125H166V123L163 124L162 126H165ZM178 125H177V126H178ZM196 125H199V123H197ZM196 125H195V126H196ZM204 125H205V123H204ZM206 125H207V124H206ZM206 125H205V126H206ZM217 125H218V123H217ZM248 125L251 126V127H253V128H256V131H255V134H254V135H257V136H254V137H260V136H263V137H264V113H263L262 115H260L259 117L251 118V119L248 121ZM28 126H27V128H28ZM65 126H66V125H65ZM97 126H98V125H97ZM177 126H176V129H178V130H179V129H182V127H181V128H177ZM181 126H183V125H181ZM188 126L190 127V125H188ZM195 126H194V127H195ZM201 126H203V125L201 124ZM201 126H200V127H201ZM220 126H221V125H220ZM230 126H231V125H230ZM230 126H228V127H230ZM246 126H247V125H246ZM38 127H39V126H38ZM83 127H84V126H83ZM144 127H145V126H144ZM147 127H148V126H147ZM147 127H146V128H147ZM241 127H242V126H241ZM243 127H244V126H243ZM251 127H250V128H251ZM23 128H24V127H23ZM111 128H112V127H111ZM121 128H125V127H121ZM163 128H164V127H163ZM167 128H169V126H168V127L166 126V128H165L164 130H167V131H168ZM186 128H188V127H186ZM192 128H193V127H192ZM210 128H212V127L210 126ZM246 128H247V127H246ZM25 129H26V127L24 128V130H23V129H20V130H21V131H25V132H26V130H27L26 133H28V129H26V130H25ZM100 129H101V128H100ZM116 129H118V128H116ZM139 129H140V127H139ZM143 129H144V128H143ZM148 129H149V128H147V130H148ZM150 129L152 130L153 128H150ZM176 129L169 130L168 132L165 131V132H166V136L168 137V139H171V140H177L179 144L184 145L185 140H189V139H188L189 135H188V136H180V134H183V133H181V132H183L184 129H182L181 131H180V130L178 131V130H176ZM190 129H191V128H190ZM190 129H189V130H190ZM194 129H196V128H193V130H194ZM201 129H202V128H200L199 130H201ZM224 129H225V128H224ZM248 129H249V128H248ZM37 130H38V129H37ZM56 130H57V129H56ZM137 130H138V129H136V130L134 129L135 132H136ZM153 130H154V129H153ZM155 130H156V129H155ZM155 130H154V132L151 131V133H152V134H155V133H156ZM196 130H197V129H196ZM196 130H194L195 133L198 132V131H196ZM204 130H206V129L204 128ZM230 130H231V129H230ZM132 131H133V130H132ZM148 131H149V130H148ZM29 132H30V133H33V132H32V128H31V130H29ZM91 132H95V131H91ZM149 132H150V131H149ZM165 132H164V133H165ZM190 132H191V131H190ZM200 132H204V131H200ZM74 133H75V132H74ZM113 133H114V132H113ZM161 133H162V132H161ZM161 133H159V134H161ZM184 133H185V132H184ZM204 133H206V132H204ZM204 133H202V138H201V139L203 140V142H202V140H201L200 138H196L197 141L200 140L199 142H197V141L193 138L195 141H194V142L187 141V142H191L192 144L189 145V144L187 143L186 146H187V147H188V145L191 146V149H190L191 151H190V152H192V154H193V155L191 154V156L194 157L193 159L196 158V161H197L198 159L202 160L205 164L202 163V162H201V164H203L204 166H206V164H207V165H209L210 167H214V166L216 167V166H218V165H215V164H214V162H213L214 160L212 159V157L210 156V154H208V152H207L208 149L205 150V145H203V144H205V143L207 142V143H206V144H207V147H209L211 144L214 145V144H217V143H211V142H210V144H209V141H210V139H211V138H210L211 136L208 137V136L206 135L205 137H203V136L205 135ZM207 133H208V135H211L209 131H208ZM18 134H19V133H18ZM23 134H24V133H23ZM28 134H29V133H28ZM78 134H79V133H78ZM84 134H85V133H84ZM84 134H83V135H84ZM149 134H150V133H149ZM159 134L157 133L158 136H155V137L159 138L158 140L160 141ZM162 134H163V133H162ZM190 134H192V132H191ZM74 135H76V133H75ZM74 135H73V136H74ZM87 135H88V133H87ZM150 135H151V134H150ZM193 135H194V134H193ZM199 135H200V136H199ZM199 135H194L193 137H195V136H196V137H201V134H200V133H199ZM22 136H23V135H22ZM22 136H19V137L23 138ZM76 136H78V135H76ZM76 136H75V137H71V136H70V137H68V138H70V139L73 138V139L75 140L76 138H78V137H76ZM79 136H80V135H79ZM84 136H85V135H84ZM89 136H90V135H89ZM89 136H87V138H90ZM104 136H105V135H104ZM127 136H128V135H127ZM190 136H191V135H190ZM217 136H218V135H217ZM46 137H47V136H46ZM48 137H49V135H48ZM85 137H86V136H85ZM115 137H116V136H115ZM131 137H132V136H131ZM146 137H147V136H146ZM162 137H163V136H161V138H162ZM191 137H192V136H191ZM218 137H219V136H218ZM3 138H4V136H3ZM21 138H19V141H20L19 143H17L18 141L16 142V143L18 144V146H20V147H21V145L23 146V142H21V141H23V140H22ZM24 138H25V136H24ZM24 138H23V139H24ZM51 138H52V137H51ZM54 138H55V137H54ZM56 138H57V140H58V139L60 140L59 137H56ZM68 138H66L65 141H68V140H67ZM216 138H217V137H216ZM249 138H251V136H249ZM52 139H53V138H52ZM52 139H50V140H51V142H53V145H54V141H57V140L53 139V140H54V141H53ZM63 139H64V137H63ZM80 139H81V138H80ZM82 139H83V138H82ZM168 139H167V140H168ZM193 139H192V140H193ZM198 139H199V140H198ZM226 139H227V138H226ZM84 140H85V138H84ZM86 140H87V139H86ZM150 140H151V139H150ZM214 140H218V139H214ZM214 140H213V141H214ZM32 141H33V140H32ZM34 141H35V140H34ZM60 141H61V140H60ZM60 141H59V142H60ZM76 141H79V140L76 139ZM76 141H72V142L74 143V142H76ZM87 141H88V140H87ZM140 141H141V140H140ZM162 141H163V139H162ZM164 141H165V140H164ZM182 141H183V143H182ZM213 141H212V142H213ZM218 141H219V140H218ZM254 141L256 142V140H254ZM11 142H14V141H13V140H12V141H9V143H11ZM25 142H29V141H25ZM98 142H99V141H98ZM113 142H114V141H113ZM122 142H123V141H122ZM134 142H135V139H134ZM167 142H168V144H169V142H171V141L168 140ZM195 142H196V143H195ZM200 142H202L203 144L201 143V145H200V144H199ZM215 142H216V141H215ZM14 143H15V142H14ZM56 143H57V142H55V144H56ZM67 143H68V142H67ZM76 143H77V142H76ZM120 143H121V142H120ZM178 143H177L176 145H178ZM251 143H252V142H251ZM19 144H20V145H19ZM62 144H63V143L61 142L60 144L58 143V144L55 146V152H56V153H63V152H64V151H63V150H64V147L67 148V146H65L64 144L62 145ZM74 144H75V143H74ZM79 144H81V142H80ZM86 144H87V143H86ZM149 144H150V143H149ZM185 144H186V143H185ZM208 144H209V145H208ZM218 144H219V143H218ZM252 144H253V143H252ZM252 144H251V145H252ZM9 145H11L13 151L15 152V155H18V153H16V151H17V152L20 151L19 153H21V150H18V149H21V148H18V147H17L16 145H14V144H9ZM12 145H14V146H12ZM50 145H51V144H50ZM68 145H69V144H68ZM97 145H98V144H97ZM138 145H139V144H138ZM165 145H166V144H165ZM231 145H232V144H231ZM0 146H1V148H2V145H0ZM24 146H25V144H24ZM24 146H23V148H24ZM29 146H30V148L32 147V146H31V143H30ZM29 146H28V147H29ZM82 146H83V145H82ZM149 146H150V145H149ZM153 146H154V145H153ZM215 146H216V145L209 147V149H210V150H209V153H210V152H211V153H212V152H213V153H214V152H215V153L218 152V151H216V150H217V147L214 148V151L211 150V148H212V147H215ZM219 146H220V145H219ZM9 147H10V146H9ZM39 147H40V145H39ZM145 147H146V146H145ZM187 147H185V148H187ZM207 147H206V148H207ZM221 147H222V146H221ZM227 147H228V146L226 145V147H224V148L227 149ZM262 147H264V145H263V146L260 145V148H262ZM23 148H22V149H23ZM25 148H27V147H25ZM30 148H29V149H30ZM100 148H101V147H100ZM123 148H124V147H123ZM147 148H148V147H147ZM147 148H146V149H147ZM230 148H231V147H230ZM251 148H252V147H251ZM27 149H28V148H27ZM27 149H26V150H27ZM33 149H36V148H33ZM38 149H39V148H38ZM67 149L69 150L70 148L68 147ZM94 149H95V148H94ZM94 149H93V150H94ZM98 149H99V148H98ZM141 149H142V148H141ZM157 149H158V148H157ZM182 149H183V148H182ZM187 149H188V148H187ZM218 149L221 150V152H222V150H225V149H220V147H218ZM247 149H248V148H247ZM255 149H256V148H255ZM41 150H42V149H41ZM41 150H40V151H41ZM45 150H46V149H45ZM119 150H120V149H119ZM151 150H152V149H151ZM151 150H150V152H151ZM164 150H165V149H164ZM232 150H233V149H232ZM243 150H244V149H243ZM251 150H253V149H251ZM251 150H250V151H251ZM0 151H2V150H0ZM36 151H37V150H36ZM40 151H39V153H40ZM86 151H87V149H86ZM115 151H116V150H115ZM124 151H125V150H124ZM127 151H128V150H127ZM132 151H133V150H132ZM144 151H145V150H144ZM144 151H143V152H144ZM148 151H149V149H148ZM154 151H155V150H152V152H154ZM157 151H158V150H157ZM181 151H182V150H181ZM181 151H180V152H181ZM228 151H229V150H228ZM244 151H247V152H248V150H244ZM255 151H258V150H255ZM4 152H5V151H4ZM27 152H28V151H27ZM42 152H43V150H42ZM45 152H46V153H45ZM45 152H44V153H45L44 156L47 155V150H46ZM112 152H113V151H112ZM140 152H142V151H140ZM145 152H146V151H145ZM145 152H144V153H145ZM152 152H151V153H152ZM221 152H219V153H221ZM224 152H225V151H223L222 153H224ZM232 152H233V151H232ZM235 152H236V150H235ZM240 152H242V151H240ZM258 152H260V151H258ZM12 153H13V152H12ZM83 153H84V152H83ZM95 153H96V152H95ZM144 153H142V156L145 155V154L148 153V152H146L145 154H144ZM215 153H214V154H215ZM243 153H244V152H243ZM248 153H250L249 156H246L247 154L245 153V157H242V158H244V160H247V159L250 158V156L252 155L251 152H248ZM2 154H3V153H2ZM2 154H0V155H2ZM22 154L26 156V153L24 154V152H23ZM22 154H20V155H22ZM64 154H66V152H64L63 155H64ZM68 154H69V152H68ZM139 154H140V153H139ZM139 154H138V155H139ZM153 154H157V153H153ZM162 154H163V153H162ZM239 154H240V153H239ZM241 154H242V153H241ZM241 154H240V155H241ZM49 155H50V154H48V156H49ZM55 155H56V154H55ZM91 155H92V154H91ZM149 155H151V154L148 153L147 156H149ZM216 155H218V153H217ZM255 155H256V154H255ZM259 155H260V154H259ZM48 156H46L47 158H45V159L47 160V162H48V160L50 159V157H51V160H53V161L56 160V159H53L51 155H50V157H48ZM76 156H77V155H76ZM142 156H139L138 159H140ZM147 156L145 155V156L143 157V159H144L145 157H147ZM159 156H160V155H159ZM220 156H222V154H221ZM220 156H219V157H220ZM238 156H239V155H238ZM260 156H261V155H260ZM262 156H263V155H262ZM262 156H261V157H262ZM1 157H2V156H0V158H1ZM57 157H58V156L56 155V158H57ZM61 157H63V156H61ZM61 157H59V158L61 159ZM80 157H81V156H80ZM119 157H120V155H119ZM124 157H125V156H124ZM151 157H152V156H151ZM157 157H158V156H157ZM189 157H190V156H189ZM222 157H225V156H222ZM222 157H221V158H222ZM257 157H258V156L254 157V158H256V159L252 158V160H253V159H254V160H258V158L260 159V157H258V158H257ZM38 158H40V157H38ZM117 158H118V157H117ZM127 158H128V157H127ZM155 158H156V157H155ZM162 158H164V157L162 156L161 159H162ZM242 158H239V160H240V161H243ZM245 158H246V159H245ZM34 159H35V158H34ZM109 159H110V158H109ZM120 159H121V158H120ZM134 159L137 160V158H134ZM150 159H151V158H150ZM152 159H153V158H152ZM157 159H158V158H157ZM161 159L159 158L158 161H160L163 165H165V163H163V161H161ZM214 159H215V158H214ZM261 159H264V157H262ZM261 159L258 160V163H261V162H259V161H262ZM0 160H1V159H0ZM21 160H22V159H21ZM31 160H32V159H31ZM57 160H58V159H57ZM126 160H128V159H126ZM141 160H142V159H141ZM146 160H149V159L147 158ZM146 160H145V161H146ZM163 160H164V159H163ZM187 160H188V159H187ZM191 160H192V159H191ZM215 160H216V159H215ZM250 160H251V159H250ZM252 160H251V161H252ZM22 161H23V160H22ZM42 161H43L42 159H41L40 161L37 160V162H41V163H38V165H40L41 168H43V166L45 167V169L48 168V167L45 166V164H44V165L42 164ZM53 161H52V162H53ZM72 161H73V160H72ZM115 161H116V160H115ZM115 161H114V162H115ZM131 161H134V160H131ZM138 161H139V165H140L141 161H140V160H138ZM189 161H190V160H189ZM196 161L194 160V162H196ZM240 161L238 162L239 164H241ZM0 162H1V161H0ZM2 162H3V161H2ZM29 162H30V161H29ZM31 162H32V161H31ZM56 162H57V161H56ZM109 162H111V161H109ZM117 162H119V163H123V162H120V160H119V161H116L115 164H117ZM142 162H143V161H142ZM160 162H157V163L159 164ZM190 162H191V161H190ZM198 162H200V161H198ZM216 162H218V161H216ZM22 163H24V162H22ZM73 163H74V162H73ZM129 163H130V162H129ZM133 163H135V162L130 163V165H132ZM137 163H138V162H137ZM137 163L134 164V165H136V166L138 167V169H141L142 167L144 168V167L146 166V165H145V166L143 165L142 167L139 168V166H138ZM148 163H149V162H148ZM161 163H160V164H161ZM179 163H180V162H179ZM181 163H182V162H181ZM250 163H251V162H248V163H246V164H247V165H250ZM252 163H255V162L252 161ZM258 163H256V164H258ZM3 164H5V165L8 166V164H10V163H9V162H7V163L4 162ZM48 164H49V162H48ZM51 164H53V163H51ZM143 164H145V163H143ZM188 164H189V163H188ZM194 164H195V163H194ZM256 164H255V165H256ZM262 164L264 165V162H263V161H262ZM0 165H1V164H0ZM5 165H4V166H2V165L0 166V182H4V184L6 183V185L3 184L4 187L7 186L8 181L10 182L11 179H14V178H12V177H14V175L17 174V177H19V175H18V173H17V172H18V169H17V172H16V166H12V164H10L11 167H12V168H11L10 165H9V167H7V166L5 167ZM36 165H37V164H36ZM42 165H43V166H42ZM120 165H123V164H120ZM141 165H142V163H141ZM141 165H140V166H141ZM195 165H196V164H195ZM259 165H261V164H258V165H256V166H259ZM263 165H261V166H263ZM158 166H159V165H158ZM166 166L168 167V165H166ZM196 166H197V165H196ZM198 166H199V165H198ZM13 167H14V168H13ZM34 167H35V166H34ZM37 167H38L39 170H40V167H39V166H36V168H37ZM64 167H65V166H64ZM116 167H117V165H116ZM118 167H119V166H118ZM123 167H124V166H123ZM134 167H135V166H134ZM137 167H135V170H137V169H136ZM160 167H161V165H160ZM167 167H166V168H167ZM190 167H192V166H189V168H190ZM199 167H202V168H203V166H199ZM206 167H207V166H206ZM219 167H221V166H219ZM17 168H18V167H17ZM30 168H31V167H30ZM36 168L34 169L35 172H33V168H32L30 171H28V173H29V172H32V174L35 173V175H34L35 177L33 176L34 179H35L37 176H38V177L41 176V177L44 179V177H43L42 175H40V174H43V175H44L45 171H44V173H42V172L39 173V172H36V171H39L38 168H37V169H36ZM102 168H103V167H102ZM106 168H107V167H106ZM143 168H142V169H143ZM147 168H148V167H147ZM171 168H172V167H171ZM181 168H182V167H181ZM245 168H246V167H245ZM248 168H250V167L248 166ZM255 168H257V167H255ZM255 168H254V169H255ZM262 168H263V167H262ZM103 169H104V168H103ZM121 169H123V170H121ZM148 169H149V168H148ZM148 169H146V170H148ZM164 169H165V168H164ZM167 169H168V168H167ZM174 169H175V168H174ZM193 169H194V168H193ZM198 169H199V168H198ZM198 169H197V172H198ZM50 170H51V169H50ZM68 170H69V169H68ZM120 170L123 171V173H124V177H125L126 175H127V177H129L128 175H133V174H125L127 170L124 169V168H122V166H120ZM124 170H126V171L124 172ZM144 170H145V169H144ZM158 170H159V169H157V171H158ZM169 170H170V169H169ZM185 170H186V169H185ZM225 170H226V169H225ZM246 170H247V169H246ZM248 170H249V169H248ZM257 170H258V168H257ZM263 170H264V168H263ZM40 171H43V170H40ZM84 171H85V170H83V172H84ZM141 171H142V170H141ZM148 171H149V170H148ZM148 171H146V172H148ZM150 171H151V170H150ZM152 171H153V170H152ZM152 171H151V173H152ZM159 171L163 172V167H162V169L159 170ZM188 171H189V170H188ZM238 171H240V170H238ZM241 171L243 172L244 170H241ZM258 171H259V170H258ZM258 171H255V173H257V174H255V175H258V174H259ZM15 172H16V174H15ZM25 172H26V171H25ZM49 172H50V171H49ZM64 172H65V169H64ZM104 172H105V171H104ZM112 172H113V171H111V173H112ZM128 172H129V171H128ZM155 172H156V170H155ZM189 172H191V171H189ZM36 173H38V174H36ZM72 173H73V172H72ZM149 173H150V172H149ZM153 173H154V172H153ZM159 173H160V172H159ZM165 173L168 174L167 172H165ZM174 173H175V172H174ZM177 173H178V172H177ZM177 173H176V174H177ZM237 173H238V172H237ZM239 173H240V172H239ZM239 173H238V174H239ZM248 173H249V172H248ZM253 173H254V172H253ZM253 173H252V176H251V177H253ZM30 174H31V173L27 174V175H28V178H30V177L32 176V174H31V175H30ZM51 174H52V172H51ZM63 174H65V173H63ZM63 174H62V175H63ZM85 174H86V172H85ZM145 174H147V175H145L144 177L150 175V174H148V173H145ZM161 174H162V173H161ZM179 174H180V173H179ZM238 174H234V175H238ZM242 174H243V173H242ZM245 174H246V173H245ZM27 175H26V173H25V176H27ZM29 175H30V177H29ZM83 175H84V174H83ZM135 175H136V174H135ZM137 175H138V174H137ZM171 175H172V174H171ZM220 175H222V174H220ZM247 175H248V174H247ZM255 175H254V176H255ZM261 175H262V177H263V176H264V173L262 172ZM64 176H65V175H64ZM138 176H140V175H138ZM167 176H169V175H167ZM177 176H179V175L177 174ZM202 176H203V175H202ZM214 176H215V175H214ZM41 177H40V178H41ZM45 177H47V176H45ZM107 177H108V175H107ZM107 177H106V179H107ZM134 177H135V176H134ZM134 177H133L132 179H134ZM136 177H137V176H136ZM149 177H151V178H149ZM149 177H147V178H149V180H150L149 182H151L152 176H149ZM169 177H170V180H168ZM169 177H168L167 179H165V183L170 182V183H171L170 185L175 184V181H176L175 176L172 175V176H169ZM194 177H195V175H194ZM199 177H200V176H199ZM204 177H205V176H204ZM204 177H203V178H204ZM217 177H218V176H217ZM238 177L241 178V176H238ZM255 177H256V176H255ZM257 177H258V176H257ZM262 177H261V178H262ZM15 178H16V177H15ZM82 178H83V177H82ZM84 178H85V177H84ZM177 178H178V177H177ZM201 178H202V177H201ZM206 178H208V177H205L204 180H206ZM209 178H210V176H209ZM230 178H231V177H230ZM239 178H238V181L240 180ZM62 179H64V178H62ZM68 179H69V178H68ZM70 179H71V178H70ZM70 179H69V180H70ZM85 179H86V178H85ZM113 179H114V178H113ZM127 179H128V182H129L130 177H129V178H126L125 181H127ZM132 179H131V180H132ZM137 179H140V178H137ZM192 179H193V178H192ZM233 179H236V177L234 176ZM258 179H260V178H258ZM262 179L264 180V178H262ZM30 180H31V179H30ZM32 180H33V179H32ZM37 180H38V178H37ZM159 180H160V179H159ZM166 180H168V182H167ZM177 180H178V179H177ZM210 180H211V179H210ZM213 180H215V178H214ZM221 180H223V179H221ZM14 181H16V180H14ZM22 181H23V179H22ZM39 181H40V180H39ZM45 181H47V180H45ZM65 181H68V180H65ZM80 181H81V180H80ZM107 181H108V180H107ZM123 181H124V180H123ZM234 181H235V180H234ZM238 181H237V182H238ZM11 182L13 183V181H11ZM11 182H10V183H11ZM34 182H35V181H34ZM43 182H44V180H43ZM48 182H49V181H48ZM48 182H47V183H48ZM78 182H79V181H78ZM92 182H93V181H92ZM96 182H97V181H96ZM110 182H112V181H110ZM130 182H131V181H130ZM178 182H179V181H178ZM32 183H33V182H32ZM32 183H30V184H32ZM36 183H37V182H36ZM74 183L78 184L77 186L79 187V183H80V182L77 183V182H74V181H73V182H70V181H69L68 184H70V186H68L67 183H65V184H67L66 187L71 188V187L74 186ZM81 183H82V182H81ZM89 183H90V182H89ZM133 183H134V182H133ZM133 183H132V185H133ZM165 183H163V184H165ZM211 183H212V182H211ZM249 183H251V182H248V184H247V183H245L244 180H243L242 182H241V181L238 182V185L236 184V186H239V187H240L239 189H241L244 193H247V194L253 196L252 198L256 200V201H254V202H256V203L259 202V204H257V205H262V206L264 207V189L262 190V189L260 188V187L264 188V187H263L264 183H261L262 186L257 187V188H256L257 190H256L255 188H253L254 186L249 185ZM258 183H259V182H258ZM27 184L29 185L28 182H27ZM71 184H73V185L71 186ZM104 184H105V183H104ZM148 184H149V183H148ZM153 184H155V183H153ZM176 184H177V183H176ZM180 184H181V183H180ZM222 184H223V183H222ZM9 185H11V184H9ZM9 185H8V186H9ZM24 185H25V184H23V186H24ZM34 185H35V184H34ZM34 185H32V186H30V185L27 186V185H26V186H24L25 189L23 188L22 191L24 190L23 192H26V191L29 189V188L26 189L27 187H30V188L33 187L32 189L34 190ZM94 185H95V184H94ZM120 185H121V184H120ZM145 185H146V184H145ZM151 185H152V184H151ZM156 185H157V184H156ZM165 185H166V184H165ZM165 185H164V186L162 185L163 188H165ZM167 185H168V184H167ZM167 185H166V186H167ZM226 185H227V184H226ZM226 185H224V186H226ZM230 185L233 187L232 184H230ZM8 186H7V187H8ZM36 186H37V185H36ZM75 186H76V185H75ZM77 186H76V188H77ZM80 186H82V184H81ZM87 186H89V185H87ZM92 186H93V185H92ZM153 186H154V185H153ZM173 186H175V185H173ZM177 186H178V185H177ZM4 187H3V189H4ZM7 187H6V188L4 189V191H3V192H4V195H6L5 192H7V191H5V190L7 189ZM20 187H21V186H20ZM84 187L86 188V186H84ZM84 187L82 186L81 189H83ZM94 187H95V186H94ZM111 187H113V186H111ZM121 187H122V186H121ZM155 187H157V186H155ZM181 187H182V186H181ZM234 187H235V186H234ZM234 187H233V188H234ZM255 187H256V186H255ZM1 188H2V186H1ZM8 188H10V187H8ZM40 188H41V187H40ZM76 188H75V189L72 188V189H74V190H71V191L74 192V191L76 190L74 193L77 194L76 192H78L77 196L80 197V199H81V196H80L79 193H81L80 191H83V190L77 191ZM87 188H88V189H87ZM87 188H86V189H87L86 191H87V192L89 191V192H88L89 194L91 193L90 191H93V190H94L93 188H91V186H90V189H93V190H89V187H87ZM97 188H98V187H97ZM136 188H137V187H136ZM139 188H140V187H139ZM143 188H145V187H143ZM160 188H161V186H160V187L158 186V188H157V189H159V191L153 189V187H152V189L150 188V189H151V191H149L150 193H147V192H146V193L148 194V195H147L148 197H147V198H144V197H145V195H144L143 198H144L145 200H144V199L140 200V201H144V202H143V203L141 202L142 204L138 205L137 207L135 206L136 209L134 208L133 210H131V212L129 211L130 213H132V215H131L132 217L129 215V218H128V219L130 220V223H131L132 225L135 224L136 228H137V227L140 228L141 225L143 226V224L145 223V220H146V222H147V220H149V219H150V222H151V220H152V221L155 223V225H157L156 227H157L158 229H159V227H161V230L165 228V226H166L165 223H166L167 221L165 220L166 222H163V220H164L165 218H163V220H160L161 218L158 219V214H159V212L163 211V209H166V207L164 206V204L166 203V200H168L169 197H168L167 199H166L165 197H162V196L165 195V194H160V193H165V192H160ZM163 188H162V189H163ZM168 188H171V186H170V187L168 186ZM173 188H174V187H173ZM175 188H176V186H175ZM203 188H204V187H203ZM235 188H236V187H235ZM237 188H238V187H237ZM35 189H37V188H35ZM59 189H60V188H59ZM66 189H67V188H66ZM95 189H96V187H95ZM123 189H124V188H123ZM150 189H148V190H150ZM162 189H161V190H162ZM177 189H179V187H178ZM258 189H260V190H258ZM0 190L2 191V189H0ZM9 190H10V192H12L14 189H11V188H10V189H8V191H9ZM33 190H32V191H33ZM41 190H42V189H41ZM68 190H69V189H68ZM78 190H79V189H78ZM96 190L98 191V189H96ZM96 190H95L94 192L97 193V194H96V197L99 198V196H98V192H99V191L96 192ZM100 190H101V189H100ZM120 190H121V189H120ZM152 190H155V191H153V194H151V193H152ZM165 190H167V189H165ZM174 190H175V189H174ZM203 190H204V189H203ZM211 190H212V189H211ZM1 191H0V194H1ZM16 191H17V190H16ZM20 191H21V190H20ZM30 191H31V190H29V192H30ZM32 191H31V193L33 194V192H34L35 190H34L33 192H32ZM51 191H52V190H51ZM64 191H66V190H64ZM84 191H85V190H84ZM178 191H179V190H178ZM184 191H185V190H184ZM187 191H189V190H187ZM47 192H49V190L46 191L45 193H41V194H44V197H46L47 195H49V193L46 194ZM69 192H70V191H69ZM87 192H85V193L88 194ZM111 192H113V191H111ZM169 192H170V190L168 191V193H169ZM173 192H174V191H173ZM189 192H190V191H189ZM189 192H186V193H189ZM214 192H216V191H214ZM234 192H236V191H234ZM14 193L16 194V192H13V194H14ZM21 193H22V192H21ZM26 193H28V192H26ZM51 193L54 194L53 191H52ZM74 193H73V194H74ZM83 193H84V192H83ZM83 193H82V194H83ZM95 193H94V195H95ZM99 193H101V191H100ZM146 193H145V194H146ZM178 193H179V192H178ZM2 194H3V193H2ZM28 194H29V193H28ZM28 194H27V195H28ZM37 194H39V192H38V193H37V192H36V193L34 192L33 195H37ZM45 194H46V195H45ZM89 194H88V196L92 197V195H89ZM91 194H93V193H91ZM149 194H150V195H149ZM99 195H100V194H99ZM141 195H142V194H141ZM170 195H171V194H170ZM174 195H175V194H174ZM213 195H214V194H213ZM245 195H246V194H245ZM7 196H9L8 198L10 199V195H7ZM20 196H21V195H20ZM25 196H26V195H25ZM40 196H41V195H39L38 197H40ZM49 196H50V195H49ZM83 196H84V195H82V197H83ZM122 196H124V195H122ZM127 196H128V195H127ZM129 196H130V195H129ZM165 196H167V195H165ZM172 196H173V195H172ZM210 196H211V195H210ZM231 196H232L233 198H235V200H237L236 198L239 197V196H237V197L234 196V194H233V195L231 194ZM242 196H244V195H242ZM3 197H5V196H3ZM12 197H13V196H12ZM32 197H34V199H37V196H31L30 198H32ZM35 197H36V198H35ZM70 197L72 198V200L74 199L73 196H70ZM131 197H132V196H131ZM133 197H134V196H133ZM30 198H29V199H30ZM71 198L68 197V198H66V199L64 198L63 200H64V201H65V200L67 201V199H71ZM76 198H77V197H76ZM76 198H75L74 201L79 200V199L76 200ZM92 198H94V197H92ZM111 198H112V197H111ZM126 198H127V197H126ZM128 198H129V197H128ZM128 198H127V199L122 198V199H124V201H121V202H124V203H125V201L127 202V201H128ZM140 198H142V197H140ZM140 198H139V199H140ZM164 198H165V199H164ZM187 198H188V197H187ZM6 199H7V197H6ZM45 199H46V198H45ZM57 199H59V198H57ZM61 199H62V198H61ZM100 199L107 200L108 198H107V199H105V198H100ZM112 199H113V198H112ZM122 199H120V200H122ZM170 199H172V198H170ZM203 199H204V198H203ZM240 199H241V198H240ZM7 200H8V199H7ZM7 200H6V201H7ZM38 200H39V198H38ZM49 200H50V199H47V201H49ZM96 200L98 201V199H96ZM96 200H95V201H96ZM120 200H119V201H120ZM129 200H130V199H129ZM135 200H136V199H135ZM231 200H232V199H231ZM238 200H239V199H238ZM241 200H243V199H241ZM9 201H10V200H9ZM16 201H17V200H16ZM34 201H35V200H34ZM54 201H56V200L54 199ZM61 201H62V200H61ZM61 201H58V202H61ZM64 201H63L62 203L65 204ZM69 201H70V200H68V204H70V203L72 204V203L74 202V201H73V202H72V201L69 202ZM82 201H83V200H82ZM119 201H118V202H119ZM130 201H131V200H130ZM130 201L127 202V203L132 204V203H130ZM136 201H137V200H136ZM168 201H169V200H168ZM174 201H175V200H174ZM174 201H173V202H174ZM227 201H229V200H226L225 202H227ZM252 201H253V200H252ZM252 201H250V202L252 203ZM38 202H43V201H40V200H39ZM49 202H50V203H49ZM49 202H48V204L45 203V202H43L44 204H43V203H40V204H42V205H44V206H41L39 203H37V204H39V207L41 206V207H40V211H41V208H42V207H43V208L46 207L45 204H47V206H48V210H50V209H49V208H50V207H49L50 204H51V206H57V207H58V206H61V205H56L55 203H54L55 205H54V204L52 205V203H51L52 201H49ZM100 202H102V200H100ZM103 202H106V201H103ZM138 202H139V201H138ZM170 202H172V201H170ZM189 202H190V201H189ZM242 202H244V201H241V206H242ZM33 203H34V202H33ZM56 203H57V202H56ZM229 203H231V205L233 206V203H232V202H228V204H229ZM238 203H239V202H236V201H235V205L238 206ZM245 203H246V202H245ZM57 204H58V203H57ZM74 204H76V203H74ZM87 204H88V203H87ZM96 204H97V203H96ZM98 204H101V203H99V201H98ZM107 204H109V203H107ZM171 204H172V203H171ZM187 204H188V203H187ZM239 204H240V203H239ZM5 205H6V204H5ZM65 205H67V204H65ZM89 205H90V204H89ZM102 205L104 206V204H101V205H100L101 207L99 206V208H97L98 205H96V207H93V208H94V209H97V210H94V211H100L99 215H100L101 217L104 218V219H102V218H101V219H102L103 222H106V223H103V222L101 221V219H100L99 221H101L103 224L106 225V227H107L106 230H107V231H106V232H103V231H100V229L97 230L99 227L97 228V227H95L94 225H95L96 223L99 224V223H101V222H99V221L97 222L96 217L93 218V216H91V218L93 219V221L96 220V221H95L96 223L94 224V222H93V224H92V219H91L90 217H89V218L91 219L90 222H91V224L93 225L91 228L94 229V227H95V229H96V230H93V231H100V232H103V235H104V233L106 234V233H108V232H110V231L113 232L114 230H113V231L111 230V229H113L112 226H113V225H116V224L119 223L120 221H119V222H115L116 224H114L113 222H114V216H115V215H114V214H111L110 212H108L109 209L107 210V212H106V211L104 212V210H106V209H105L104 207H102ZM127 205H128V204H127ZM127 205H126V206H127ZM183 205H184V204H182V206H183ZM189 205H191V204H189ZM189 205H188V207H187L186 210H188V208H189V209H192V208L194 207V206L192 205L193 207L190 208L191 206L189 207ZM229 205H230V204H229ZM69 206H71V205H69ZM106 206H107V205H106ZM106 206H105V207H106ZM115 206H117V205H115ZM119 206H121V205L118 204L117 209H116V210H117L116 213H120V212H118V210H119L118 207H119ZM128 206H129V205H128ZM133 206H134V205H132V207H133ZM169 206H170V204H169ZM18 207H19V206H18ZM20 207H21V206H20ZM79 207H80V206H77V207H74V208L76 209V208H79ZM122 207H123V206H122ZM122 207H120L121 210H122ZM224 207H226V206H224ZM54 208H56V207H54ZM60 208H61V207H60ZM71 208H72V209H70V210L73 211V210H74L73 206H72ZM82 208H83V207H82ZM82 208H81V209H82ZM93 208H92V210H93ZM100 208H104V210H102V209H100ZM106 208H110V207H106ZM113 208H114V207H113ZM180 208H181V207H180ZM229 208H230V207H229ZM238 208H239V206H238ZM238 208H237V209H238ZM250 208H251V207H250ZM253 208H256V207H253ZM27 209H29V208H27ZM27 209H26V210L24 209V211H25V212H28L29 210L27 211ZM30 209H31V208H30ZM56 209H58V208H56ZM88 209H89V208H88ZM99 209H100V210H99ZM111 209H112V208H111ZM124 209H125V208H124ZM124 209H123V210H124ZM127 209H128V208H127ZM168 209H169V208H168ZM182 209H184V207H183ZM251 209H252V208H251ZM31 210H33V209H31ZM42 210H43V209H42ZM48 210L46 209V211H48ZM70 210H68V211H70ZM82 210H83V209H82ZM85 210H86V209H85ZM121 210H120V211H121ZM166 210H167V209H166ZM172 210H173V209H172ZM216 210H217V209H216ZM216 210H214V211L216 212ZM226 210H227V209H226ZM248 210H249V209H248ZM254 210H256V209H254ZM18 211H19V209H18ZM20 211H22V210H20ZM40 211H39V212H40ZM43 211H44V212H43ZM43 211L40 212V215H42L43 217H44V216L47 217L48 215L46 216L47 213L45 212V209H44ZM72 211H71V212H72ZM77 211L80 212V209H79V210L77 209ZM77 211H76V212H77ZM83 211H84V210H83ZM109 211H111V210H109ZM132 211H134V212H132ZM193 211H194V210H193ZM201 211H202V210H201ZM218 211H219V210H218ZM227 211H228V210H227ZM240 211L243 212V209L240 210ZM244 211H247V210L244 209ZM251 211H253V210H251ZM1 212H2V211H1ZM5 212H6V211H5ZM22 212H23V211H22ZM25 212L21 213V214L24 215V216H21L20 213H19L20 216H18V213H17V215H16L15 217L20 218V219H21V220L19 219L20 221H22V220H24V219H26V221H29V220H27V218L25 217V216H26L25 214H27V213H25ZM49 212H51V211H49ZM81 212H82V211H81ZM86 212H89V210H88V211H84V212H83V216H79V215H76V216H79V217H85L84 214H85ZM92 212H93V211H92ZM92 212H91V213H92ZM170 212H172V211H170ZM194 212H195V211H194ZM260 212H261V211H260ZM24 213H25V214H24ZM28 213H29V212H28ZM41 213H42V214H41ZM164 213H167V212H165V210H164ZM182 213H183V212H182ZM195 213H197V212H195ZM218 213H219V212H218ZM230 213H231V212H230ZM230 213H228V214H230ZM43 214H44V215H43ZM73 214H74V212H73ZM73 214H72V215H73ZM76 214H79V213H76ZM87 214H88V213H87ZM95 214H97V212H96ZM161 214H162V213H161ZM167 214H168V213H167ZM167 214H166V215H167ZM176 214H177V213H176ZM176 214H175V216H176ZM187 214L190 215L189 213H187ZM220 214H221V213H220ZM222 214H224V213H222ZM226 214H227V213H226ZM63 215H64V214H63ZM72 215H70L69 217L71 218ZM88 215H89V214H88ZM177 215H179V214H177ZM243 215H244V214H243ZM263 215H264V214H263ZM30 216H31V215H30ZM50 216H51V215H50ZM50 216H49V217H50ZM76 216H75V217H76ZM86 216H87V215H86ZM96 216L100 218V216H98V215H96ZM119 216H120L119 214H118V216H116L117 219H120V218H118ZM218 216H220V215H218ZM222 216H223V215H222ZM228 216H230V215H228ZM232 216H233V215H232ZM6 217H7V216H6ZM22 217H25V218L22 219ZM75 217H72V219L75 218ZM116 217H115V218H116ZM123 217H125V216H123ZM123 217H121V219H123ZM126 217H127V216H126ZM176 217H177V216H176ZM179 217H180V216H179ZM181 217H182V215H181ZM185 217L187 218V215H186ZM199 217L201 218L200 215H199ZM208 217H209V216H208ZM220 217H221V216H220ZM234 217H237V216L234 215ZM241 217H242V216H241ZM244 217H245V216H244ZM13 218H14V217H13ZM13 218H12V219H13ZM28 218H29V217H28ZM38 218H39V217H38ZM47 218H48V217H47ZM237 218H240V217H237ZM237 218H235L234 220H236ZM247 218H248V217H247ZM247 218H245V219H247ZM10 219H11V218H10ZM14 219L16 220V218H14ZM44 219H45V218H43L41 221H43ZM81 219H83V218H80V220H81ZM85 219H86V217H85ZM125 219H126V218H124V220H125ZM202 219H203V218H202ZM205 219H206V218H205ZM250 219H251V217H250ZM259 219H260V217H259ZM261 219H262V218H261ZM75 220H77V219H74V221H75ZM78 220H79V219H78ZM78 220H77L76 222H78ZM87 220H88V219H87ZM87 220H86V221H87ZM129 220H128V221H129ZM197 220H198V219H197ZM212 220H213V219H212ZM216 220H217V219H216ZM26 221H25V222H26ZM30 221H31V220H30ZM50 221H51V220H49V222H50ZM82 221H83V220H82ZM115 221H116V220H115ZM122 221H123V220H122ZM240 221H241V220H240ZM246 221H249V220H246ZM250 221H251V220H250ZM8 222H9V221H8ZM11 222H12V221H11ZM13 222H15V221H13ZM16 222H17V221H16ZM22 222H24V221H22ZM43 222H44V221H43ZM43 222H42V223H43ZM55 222H57V221H55ZM76 222H72V224H74V223L77 224ZM124 222H126V221H124ZM150 222H148V223L150 224ZM234 222H236V221H234ZM258 222H259V221H257L256 223H258ZM2 223H5V222H2ZM42 223H41V224H42ZM79 223H80V222H79ZM83 223H84V222H83ZM86 223H88V222H85L84 224H86ZM148 223H145L146 225L143 226V227H141V229L147 227ZM167 223H169V222H167ZM187 223H188V222H187ZM192 223H194V221H193ZM207 223H208V222H207ZM226 223H227V222H226ZM231 223H232V222H231ZM244 223H246V222H244ZM261 223H262V221H261ZM6 224H7V223H6ZM18 224H19V223H18ZM23 224H25V223H23ZM38 224H39V223H38ZM56 224H57V223H56ZM62 224H64V223H62ZM84 224H81V226L78 224V225L80 226V229H81L82 225H84ZM126 224H128V222H126ZM175 224H176V223H175ZM188 224H189V223H188ZM199 224H200V223H199ZM220 224H221V223H220ZM233 224H234V223H233ZM235 224H236V223H235ZM246 224H247V226L249 225L248 223H246ZM251 224H255V223H252V222H251ZM251 224H250V226H252ZM4 225H5V224H4ZM12 225H13V226H14V225L16 226L14 229H18V228H20V229H22L23 231H25L26 234L29 233V232H26V230H24L26 227L29 228V224H27V222H26V224H25V226H24L23 228H21L23 225H22V226H21L20 224L17 225V223H15V224L12 223ZM26 225H27V226H26ZM31 225H32V224H31ZM46 225H47V224H46ZM48 225H49V224H48ZM52 225H53V224H52ZM52 225H51V228H52ZM78 225H76V226L74 225L75 229H74V227H70V229L67 227V229H69V231H68V230H67V231L70 233V230H71L72 228H73L72 231H74V230L77 231V228H78L77 226H78ZM129 225H130V224H129ZM153 225H154V224H153ZM153 225H152V226H153ZM155 225H154V226H155ZM169 225H170V224H169ZM211 225H212V224H211ZM218 225H219V224H218ZM221 225H224V224H221ZM231 225H232V224H231ZM255 225H258V224H255ZM259 225H260V223H259ZM259 225H258V226H255V227H253V228L257 229L256 227H259ZM262 225H264V224H262ZM0 226H1V223H0ZM10 226H11V225H10ZM118 226H119V225H118ZM118 226H117V229H118ZM126 226H128V225H126ZM154 226H153V228H155ZM170 226H172V225H170ZM200 226H201V225H200ZM206 226H207V225H206ZM235 226H236V225H235ZM235 226H234V227H235ZM247 226H246V227H247ZM250 226H249V227H250ZM1 227H2V226H1ZM7 227H8V226H5V228H7ZM11 227H12V226H11ZM63 227L66 228V226H63ZM76 227H77V228H76ZM106 227H105V228H106ZM123 227H124V228H123ZM130 227H131V226H130ZM166 227H167V226H166ZM172 227H173V226H172ZM208 227H211V226H208ZM234 227H231V228L233 229ZM237 227H239V226L237 225ZM262 227H264V226H262ZM3 228H4V227H3ZM60 228L62 229V227H60ZM84 228H85V227H84ZM114 228H116V227H114ZM121 228H123V229H122V230L120 229V230L123 231L126 227H125V225H124V226L122 225ZM128 228H129V227H128ZM131 228H132V227H131ZM136 228L134 227V229H136ZM139 228H138V229H139ZM221 228H222V227H221ZM253 228L251 227V229H253ZM56 229H57V228H56ZM56 229H55V231H56V232H59V231L56 230ZM80 229H79L78 231H80V233H81V231L83 230V228H82L81 230H80ZM85 229H86V228H85ZM85 229H84V231L80 234V236L83 235V233L85 232ZM145 229H146V228H145ZM205 229H207V228H205ZM211 229L215 230L213 227H212ZM222 229H223V228H222ZM224 229H226L227 231L230 230L229 228H224ZM224 229H223V230H221V229H217L216 231H218L220 235H222L223 237H225L224 239H226V237H227V238H230L231 236H233V235L230 236V235L228 234L229 232L231 233V231L226 232ZM232 229H231V230H232ZM234 229H237V228H234ZM258 229H260V228H258ZM258 229H257V230H258ZM18 230H19V229H18ZM18 230H17V231H18ZM22 230H20V231H22ZM118 230H119V229H118ZM142 230H143V229H142ZM153 230H154V229H153ZM165 230H166V228L163 230V231H164L163 233L168 234V232L165 231ZM167 230L169 231V229H167ZM239 230L242 231L241 229H239ZM0 231H1V230H0ZM28 231H29V230H28ZM52 231H53L52 233L54 234L55 231H54L53 229H52ZM72 231H71L70 234L74 233V232H72ZM86 231H87V229H86ZM104 231H105V229H104ZM125 231H126V232H128V231H132V229H131V230L129 229L128 231H127V229H125ZM135 231H137V229H136ZM139 231H140L139 233L141 234L142 231H141V230H139ZM150 231H151V230H150ZM159 231H160V229H159ZM208 231H210V229H208ZM244 231H245V233H246L247 230H244ZM244 231H243V233H244ZM64 232H65V231H64ZM64 232H63V233H64ZM68 232H67L66 234H64V235H67V237H68V235H70ZM111 232H110V235L108 236V238L113 236V235L111 236ZM126 232H125V233L123 232V234H125V235H122V234H121V235L124 236V237H126V236H127V233H126ZM161 232H162V231H160L159 233H158V232H156V233H158L159 235L163 236V234H161ZM247 232H248V231H247ZM254 232H256V231L254 230ZM258 232H259V230H258ZM258 232H257V233H258ZM261 232H264V231H261ZM20 233H23V234H21V235H24V232H20ZM20 233H19V234H20ZM60 233H62V232H60ZM86 233H87V232H86ZM93 233H94V232H93ZM113 233H114V232H113ZM121 233H122V232H121ZM130 233H132V234L134 233L133 235H135V236H136V234H137V232H134V231H132V232H130ZM130 233H128L129 236H132V237H133V235H131ZM139 233H138L137 235H140ZM146 233H147V232H146ZM169 233H171V232H169ZM198 233H199V232H198ZM236 233H237V232H236ZM243 233H240V234L242 235ZM58 234H59V233H58ZM58 234H56V235H58ZM75 234L77 235L78 232H76ZM84 234H85V233H84ZM91 234H92V233H91ZM96 234H97V232L94 233V235H96ZM99 234H100V233H99ZM166 234H165V236H166ZM178 234H179V233H178ZM199 234H200V233H199ZM232 234H233V233H232ZM234 234H235V232H234ZM248 234H249V233H248ZM248 234H245V235H248ZM250 234L253 235L252 233H250ZM258 234H259V233H258ZM258 234H256V235H258ZM21 235H20V236H21ZM49 235H50V234H49ZM60 235H61V234H60ZM62 235H63V234H62ZM76 235H74V237H75L76 239L79 237V238H80V239L78 238L79 241L85 239V238H83V237H82V239H81V237L79 236V234L77 235L78 237H77ZM103 235H102V233H101V237H102ZM116 235H119L118 237H121L123 240H125L124 237L120 236V234H116ZM141 235H143V234H141ZM155 235H156V234H155ZM188 235H189V234H188ZM220 235H218V236H220ZM260 235H262V234H260ZM54 236H55V235L52 236V238H53L52 240H54V242H55V240L58 241L57 239H59V241H61V240H60L61 238H60L59 236H55V238H54ZM72 236H73V235H72ZM72 236H71V237H72ZM98 236H99V235H98ZM98 236H97V237H98ZM105 236H106V235H104L103 237L105 238ZM129 236H127V237H129ZM161 236H160V237H161ZM167 236H168V235H167ZM171 236H172V235H171ZM235 236H236V235H235ZM249 236H250V235L246 236V238L248 237V239H249V238L252 237V236H251V237H249ZM262 236H263V235H262ZM3 237H4V236H3ZM57 237H59V238H57ZM62 237H64V236H62ZM71 237H68V238H67L68 242H70L69 239H70ZM74 237H72V238H74ZM89 237H90V236H89ZM97 237H96V238H97ZM132 237H129V238H132ZM136 237H137V236H136ZM155 237H156V236H155ZM160 237H159V238H160ZM233 237H234V236H233ZM241 237H242V236H240V238H241ZM12 238H13V237H12ZM22 238H23V237H22ZM92 238H94L93 235H92ZM92 238H91V239H92ZM98 238H100V237H98ZM129 238H128V239H129ZM133 238H134V237H133ZM139 238H140V237H139ZM146 238H147V237H146ZM168 238H169V237H168ZM182 238H184V237H182ZM219 238H221V237H218V240H220ZM254 238H256V236H254ZM261 238H262V237H261ZM4 239H5V238H4ZM76 239H73V240H76ZM101 239H103V238H101ZM106 239H107V238H106ZM179 239H180V238H179ZM237 239H239V238H236V237H235V239H233V241H235V240H237ZM243 239H244V238H243ZM259 239H260V238H259ZM65 240H66V238H65ZM70 240H71V239H70ZM73 240H72V241H73ZM85 240L87 241L88 239H85ZM85 240H84V241H85ZM93 240H94V239H93ZM96 240H97V239H95V241H93L91 244H95L94 242H96ZM104 240H105V239H104ZM115 240H117V238H116ZM123 240H119V241H118V242H119L118 244H120V243L122 244V243H123V242H122ZM126 240H127V239H126ZM141 240H142V239H141ZM184 240H186V239H183V241H184ZM189 240H190V239H188V241H189ZM211 240H212V243H213V240H214V239H211ZM211 240H209V241L211 242ZM229 240L231 241V239H229ZM239 240H240V239H239ZM244 240H245V239H244ZM246 240H247V239H246ZM249 240H250V239H249ZM254 240H255V239H253V242H255ZM260 240H261V239H260ZM263 240H264V239H263ZM5 241H6V239H5ZM59 241H58V242H59ZM62 241H63V240H62ZM76 241H78V240H76ZM76 241H74V242L77 243ZM79 241H78V242H79ZM84 241H80L81 243H77V244H76V247H81V246H83V245H86V244H82ZM90 241H91V240H90ZM90 241H88V242H90ZM99 241H100V239H99ZM99 241H98V242H99ZM102 241H103V240H102ZM105 241H107V240H105ZM108 241H109V240H108ZM110 241H112V239H110ZM120 241H121V242H120ZM127 241H128V240H127ZM127 241H124V242H127ZM142 241H143V240H142ZM146 241H147V240H146ZM171 241H172V240H171ZM190 241H191V240H190ZM195 241H196V240H195ZM214 241H215V240H214ZM220 241H221L222 243H224L226 240H223V241H222V239H221ZM220 241H219V242H220ZM233 241H231V242L226 241V242H229V243L231 244V243H234ZM257 241H258V240H256V245H257V246H258L259 244L261 245V242H262V244L264 243L263 241H259L260 243L258 244ZM100 242H101V241H100ZM112 242H113V241H112ZM161 242H164V241H161ZM168 242H169V241H168ZM221 242H220V243H221ZM239 242H241V241H239ZM253 242H248L247 245L250 246V248H251V247L254 248L253 246H251V245L249 244V243L252 244ZM52 243H53V242H52ZM60 243H61V242H60ZM84 243H87V242H84ZM102 243H103V242H102ZM115 243H117V242L115 241ZM127 243H129V241H128ZM155 243H156V242H155ZM165 243H166V242H165ZM187 243H188V242H187ZM187 243H186V244H187ZM202 243H204V242H202ZM220 243H218V244H219L220 246H222V244H220ZM244 243H245V242H242L241 244L243 245ZM54 244H57V243L55 242ZM68 244H70V243H68ZM71 244H72V243H71ZM80 244H81V245H80ZM96 244H97V242H96ZM100 244H101V243H99V245H100ZM118 244H117V246H121V244H120V245H118ZM125 244H126V243H123V245L121 246L122 248L119 247L120 249H117L118 247L115 248V249L118 250V251H117V254H119V256L122 257V258H126V257H128L129 255H131L130 250H132V249H130V248H128V247L132 246L133 244H132V245H129V244H128L129 246H128V245L125 246ZM158 244H159V243H158ZM177 244H179V243L177 242ZM215 244H216V243H215ZM225 244H227V243H225ZM225 244H224V245H225ZM239 244H240V243H239ZM62 245H63V244H62ZM74 245H75V244H74ZM78 245H79V246H78ZM88 245H90V243H89ZM101 245H102V244H101ZM101 245L98 246V247H101ZM105 245H107V244H104V246H105ZM154 245H156V244H154ZM161 245H162V244H161ZM163 245H164V244H163ZM204 245H206V244H204ZM224 245H223V246H224ZM237 245H238V244L235 243V245L232 244L231 246L229 245V246L223 247V248H222V249H223V254H222V256L225 255V256L227 257V258L225 257V259L228 260V258L231 257V256L233 255L234 247L236 246L237 249H236V248H235V249H236V251H238V248H239L240 246H242V245H239V247H238ZM252 245H253V244H252ZM0 246H1V245H0ZM54 246H56V247H58V248L61 247L59 244H58V245H54ZM86 246H87V245H86ZM86 246H85V247H86ZM94 246H95V245H92L91 247H93L94 249H97V248H98L97 246H95V247H94ZM143 246H144V245H143ZM145 246H146V245H145ZM156 246H157V245H156ZM156 246H154V247H156ZM196 246H197V245H196ZM56 247H55V248H56ZM83 247H84V246H83ZM83 247H82V248H83ZM87 247H88V246H87ZM91 247H89V248H90V251L92 250ZM106 247H107V246H106ZM135 247H137V244H135ZM149 247H151V246H149ZM154 247H153V248L151 247V248L154 249ZM244 247H245V245H244ZM62 248H63V247H62ZM64 248H65V247H64ZM68 248H70V247L68 246ZM82 248H81V249H82ZM131 248H133V247H131ZM144 248H146V247H144ZM161 248H162V247H161ZM189 248H190V247H189ZM211 248H212V247H211ZM241 248H242V247H241ZM246 248H248V247H246ZM250 248H248V250H249ZM252 248H251V249H252ZM262 248H264V247H262ZM56 249H57V248H56ZM133 249H134V248H133ZM135 249H136V248H135ZM137 249H139V248H137ZM137 249H136V250H137ZM152 249H150V250L152 251ZM155 249H156V248H155ZM157 249H158V248H157ZM162 249H163V248H162ZM162 249H161V250H162ZM205 249H207V248H205ZM205 249H204V251H205ZM213 249H215V247H213ZM213 249H212L211 251H213ZM242 249L244 250L245 248H242ZM242 249H241V251H242ZM61 250H63V249H61ZM66 250H67V249H66ZM66 250H65V252H66ZM68 250H70V249H68ZM71 250H72V249H71ZM86 250H87V253H91V252L88 251V249H86ZM100 250H101V249H100ZM145 250H147V249H145ZM171 250H173V249H171ZM256 250H257V249H256ZM256 250H254V251H253V250H249V252H250V251H253V252L255 253ZM49 251H50V250H49ZM73 251H75V248L73 249ZM73 251H72V252H73ZM77 251H79V248L77 249ZM81 251L84 252L85 250H81ZM110 251H111V250H110ZM114 251H115V250H114ZM132 251H134V250H132ZM139 251H140V250H139ZM154 251H155V250H154ZM154 251H152L153 253L149 251V253H151V254H156L157 252H156V251L154 252ZM166 251H168V250H166ZM166 251H165V252H166ZM169 251H170V248H169ZM175 251H176V250L172 251V253H178V252H175ZM178 251H179V250H178ZM208 251H209V250H207V252H208ZM211 251H209V252H211ZM214 251H216V252H214V253H219L218 250H216V249H215ZM241 251H240V253H241ZM258 251H260V252H258ZM258 251H256V253H255V255H254L255 258H251V260H252V259H256V263H257V262H260L259 264H263V263H264V261H263V260H264V253L262 252L261 249H260V250L258 249ZM56 252H57V251H56ZM65 252H64V253H65ZM72 252L70 253V254H71L70 256H72V255L75 254L74 252H73L74 254H73ZM97 252H98V251L96 250V253H97ZM100 252H101V251H100ZM112 252H113V251H112ZM165 252H164V253H165ZM170 252H171V251H170ZM180 252H181V250H180ZM209 252H208V253H209ZM238 252H239V251H238ZM242 252H243V251H242ZM59 253H60V252H59ZM87 253H85L86 256H89V254H87ZM94 253H95V252H94ZM94 253H93V255H94ZM134 253H137V251H134L133 254H134ZM167 253L169 254V252H166V253L163 254V255L160 254V256L162 255L163 258L166 259L165 257H167L166 255H168ZM202 253H203V252H202ZM211 253H212V252H211ZM211 253H209V254H211ZM240 253H237V254L240 255ZM247 253H248V252H247ZM247 253H246V254H247ZM80 254H81V252H79V254L77 253V255H80ZM85 254H82V255H85ZM117 254H116V255H117ZM137 254H141V252H139V253H137ZM137 254H136V255H137ZM178 254H179V253H178ZM178 254H175V255H177V259H179V258H178L179 255H178ZM249 254H250V253H249ZM252 254H253V253H252ZM4 255H6V254H4ZM61 255H62V254H61ZM97 255H99V254H96V256H97ZM114 255H115V254H114ZM136 255H133V256L135 257ZM143 255H146V254H143ZM172 255H173V254H172ZM180 255H181V254H180ZM182 255H184V253H182ZM212 255H215V256H216L217 254H212ZM212 255H211V256H212ZM219 255H220V254H219ZM70 256H69V258H70ZM86 256L83 257V259L80 258L81 260H80V259H77V257H76L77 261L80 260V261H78V264H91V260H89V259H91V258H88V257H86ZM101 256H102V255H101ZM117 256H118V255H117ZM117 256H113V258H114V257H117ZM133 256H131V257L134 258ZM146 256H147V255H146ZM156 256H157V255H156ZM162 256H161V257H162ZM164 256H165V257H164ZM194 256H195V254H194ZM196 256H198V255H196ZM205 256H207V255H205ZM222 256H218V257H222ZM234 256H235V255H233L232 257H234ZM246 256H250V255H246ZM251 256H252V255H251ZM37 257H38V256H37ZM73 257H74V256H73ZM79 257H80V256H79ZM79 257H78V258H79ZM81 257H82V256H81ZM144 257H145V256H144ZM147 257H148V259H151V258H153V257H155V256H153V257L151 256V258H149V256H147ZM171 257H175V256H170V257H168L167 260H169ZM209 257H210V256H209ZM242 257H245V255L242 256ZM252 257H253V256H252ZM57 258H58V257H57ZM57 258H53V260H55V259H57ZM111 258H112V257H111ZM111 258H110V259H111ZM113 258H112V259H113ZM117 258L119 259V257H117ZM129 258H130V257H129ZM132 258H131V259H132ZM135 258H136V257H135ZM137 258H138V257H137ZM223 258H224V257H223ZM246 258H247V257H246ZM246 258H245V259H246ZM249 258H250V257H249ZM76 259H74V260H76ZM102 259H103V258H102ZM148 259H147V260L145 259L147 263H149V262H148ZM154 259H156V257H155ZM172 259H174V258H172ZM177 259H176V260H177ZM225 259H224V260H225ZM231 259H232V258H231ZM7 260H8V259H6V260L4 259V261H7ZM50 260H51V259H50ZM57 260H58V261H59V260L61 261V259H57ZM65 260H66V259H65ZM68 260H69V259H68ZM94 260H95V259H94ZM94 260H92V261H94ZM96 260H97V259H96ZM119 260H120V259H119ZM119 260H118V261H119ZM126 260H127V259H125V261H126ZM137 260H138V259H137ZM152 260H153V259H152ZM160 260H161V259H160ZM160 260H159V259H158V260H155V263L157 264L156 261H158V263H159ZM200 260H201L202 263H204V264H218V263H219L218 260H217L216 263H215V261H212L213 259H212V260H208V259L204 258V256L200 257ZM220 260H222V259H220ZM251 260H250V261H251ZM55 261H56V260H55ZM55 261L52 262V260H51V261H49V262H50V264H55V263L58 264V263H57L58 261H57V262H55ZM100 261H101V260H100ZM104 261H106V260H104ZM121 261H124V260H121ZM129 261H131V260H129ZM132 261H134V260L132 259ZM149 261H150V260H149ZM234 261H235V260H234ZM236 261H237V260H236ZM247 261H248V262L245 263V264H248V263H249V259H248ZM95 262L98 263L99 261H98V262L95 261ZM109 262H110V261H109ZM112 262H113V261H112ZM115 262H117V261H115ZM119 262H120V261H119ZM127 262H128V260H127L126 262H123V263H127ZM135 262H136V261H135ZM168 262H169V261H168ZM174 262H175V261H174ZM174 262H173V263H174ZM217 262H218V263H217ZM221 262H222V261H221ZM228 262H229V261H228ZM230 262H232V260H230ZM240 262H242V261H240ZM243 262H244V261H243ZM254 262H255V261H254ZM61 263L68 264L67 261H66V262H61ZM99 263H100V262H99ZM99 263H98V264H99ZM104 263H105V262H104ZM121 263H122V262H121ZM121 263H119V264H121ZM147 263H146V264H147ZM153 263H154V262H153ZM153 263H149V264H153ZM165 263H167L166 260H165ZM165 263H164V264H165ZM170 263H171V262H170ZM177 263H179V261L176 262L175 264H177ZM183 263H184V262H183ZM238 263H239V262H238ZM7 264H8V263H7ZM14 264H16V263H14ZM38 264H39V263H38ZM40 264H41V263H40ZM43 264H48V263H43ZM59 264H60V263H59ZM71 264H73V263H71ZM75 264H76V261H75ZM93 264H95V263H93ZM100 264H101V263H100ZM159 264H160V263H159ZM222 264H224V263L222 262ZM226 264H227V263H226ZM229 264H230V263H229ZM232 264H233V262H232ZM239 264H240V263H239Z\"/></svg>",
	"mask_w": 264,
	"mask_h": 264
}]
</instances>
